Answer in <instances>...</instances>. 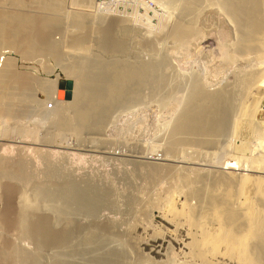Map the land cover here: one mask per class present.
Wrapping results in <instances>:
<instances>
[{
  "label": "rangeland",
  "instance_id": "rangeland-1",
  "mask_svg": "<svg viewBox=\"0 0 264 264\" xmlns=\"http://www.w3.org/2000/svg\"><path fill=\"white\" fill-rule=\"evenodd\" d=\"M61 1H63V0H61ZM76 1L77 0H75V2ZM129 1H131V3ZM134 1H136V0H92L91 3L89 2V4H92L94 2V5H95L94 8L95 9H92L93 5H91V7H90V5H88V2L84 1V0H81L80 2L78 0L77 4L79 3L82 5L76 4V5H74V7H72V5H73V3L75 4V2H73L72 0L71 1L70 0H64V3H63L64 7H63V11H62V17H63V24L64 25H65V23L67 25V22L69 21V20H66V19H68L67 17L70 18L72 16V14H74L73 12H75V11L80 12V13L85 11V12L92 14L90 17L92 19V21L90 23H93V24H90V26L92 25V27L91 28L89 27V23L85 24V25H87L85 29H87V30L89 28L91 29V30L89 29L88 31L92 32V28H93V33L92 34L89 33V35H91V36H89L90 42L87 41L86 43H84L87 47L85 45L81 44L80 46H78L79 49L78 48L74 49L70 46L71 45L70 41H69L70 36H71V34L74 33V31L76 32V30H77L75 28L76 25L73 28H72V25L71 26L67 25L70 27V29L68 27H66V25L65 26L62 25L59 28H55V30L52 33L54 40H56L57 42L59 41L60 44L62 42V45H64V46L61 45V48L63 47L62 51L64 53V58H63L62 62H64V60H66V61L68 60L67 62H64V63H68L70 61V58L72 61V57L74 56L71 53L72 50H73V53H76L78 56H81V55L82 56H88L90 52H91L90 54H92L93 52H94L93 54H96V53L98 54V52H99V54H102V51H103L102 55L106 54V51L108 50V48H107V50L105 48H103V45H101L100 42L95 43V41L97 42L98 39L101 37L99 34L102 35L101 31L97 30L98 27H101V25L99 26V24H98V20L102 19L103 20L102 24L105 23L106 25H108V22L110 21L109 22L110 26L109 27L107 26V28L105 29V30H107L108 34L106 32H103V35H106V36H104V37H106V40H107L106 43L110 42L112 40V37H113V35L110 31V30H112V29H110L111 25H113L111 23V20H112V22H114L116 19H121V20L123 19L124 24L126 23L129 27L132 24H134L133 22H135L136 17H137V20H136L137 22H135V25H137V23L140 22V20L143 21L142 25H141V23H139L138 25L141 27H144V30L146 32L144 30H142V28L137 30L138 34L132 32L133 33L132 36L134 35L135 37H132L133 43L131 42L133 45L135 42L133 40H135V39H136V41L139 40L138 42L141 41V43L138 44V46L141 44H142V46L138 47V46H134L135 45L134 44L133 48H135L134 49L135 51L139 52V54H137V55H138V57L141 56L140 59L145 60V61H154L155 60V62H157V64L159 65V72L167 73V74H163L164 76L169 75L168 78H166L168 80L165 82L166 84L161 85L154 90H152L151 89L152 87L149 86L148 84L142 86L140 88L142 96L139 98V100L135 101L137 103H135L133 101V99H130L129 101H124V99H122L123 100V101H121L122 104L119 105L116 109H114L112 111L111 116L108 118V120H110V121H108V120L106 121L105 124H107V125H105V127H107V128L106 129H105V127L103 128V129H105V131H103L102 129L101 130H92L90 128H86L88 130L85 129L83 131H80L81 133L76 132L77 133L76 134V133H74L73 130L70 131L69 128H65L63 130L61 129L60 131H57L60 133L56 134L53 125H51L52 124L51 120H48V118L43 117L44 108L42 107V105L46 106L47 104H45V103L42 104V103L37 102V101L41 102L45 98L49 97L48 93L43 91L42 88H40L38 86V82L40 85L43 83V81L54 79L59 71H63L62 67L60 65L61 62L60 63L55 62L58 65L54 63V65H51V67L53 66L54 68L53 67L50 68L49 67L50 65L48 64L49 63L48 58L45 57L46 55L42 56V54L41 55L37 54L38 56H36V54H34V58L35 57L36 58L33 59V57H32L33 55L28 56L29 58L33 59V60H30L29 58H27V56L24 57L23 54L21 55L22 52L19 51L18 49L4 47V49L1 50V52H0V62L1 63H2L3 59L5 60V58L7 56H9V58L11 59L12 64H13L12 66L15 70L20 71V73L24 72L25 75H27V73H28L29 74L28 77L30 76L33 78V79H30L32 84L30 82V85H29V87L31 86L33 89V90H31V87H30V92L32 94H30V92L28 91L25 93L24 97L30 96L32 98V96H33L34 99H32L31 102L33 101L35 104L33 102L31 103L30 101H28L31 99L30 97H29L30 99L29 98L27 99V97L25 99H22L24 97H23V95L18 93L19 92L18 88H15V89L13 88L12 90L10 89V91L12 92L11 94H14L15 97H14V95L11 96V94H10L8 96L9 99H8V97H7V100L5 98L6 102H8V103L11 102L10 106L12 105V102L14 100L13 105H15V110H17V111L20 110V104L22 105V103H20V102H22L21 100H23L24 107L27 106V108H28V105H29V107H31L32 111L31 110H29V112L26 111L24 114L19 113L20 111L17 113V111H16V112H14L13 117H12V115L9 114L11 117L6 118L8 116H5V118H3L4 120H0V124H3V125H0V131L2 133V135L0 134V136H1L0 137V144H1L0 147H2L0 149V151L2 152V153L0 152L1 153L0 156L2 157V162L6 163V164L9 163L8 164L9 166H11L10 165L11 163H14L13 165L16 168L12 165V169H13V171H16V172L18 171L17 173L13 172L14 178H13L12 174L10 175L9 173H8V175H6V174L4 175V179H3V175H1L2 178H0V182H1L0 183V225H1L0 231H2V233L0 234V251L4 250V252H5L9 247L8 245H12L11 243H13L15 245V246L13 245L14 248H16V249L19 248L18 251L22 252L20 254H26L27 253V255L34 256L35 254L38 253L40 260L38 259L39 257H36L37 255L34 256L38 259V260L36 259V264H37V262H38V264H57L60 259H61V262H64V260H66V259L70 260V262H71V260L74 259L71 262V264H75V261H76V264H80V263L81 264L82 263L87 264V263L92 262V260L94 261V260H97L98 258L105 257V255L106 256L109 255L114 250L113 249L114 247L116 249L118 248V249L123 250V253L125 255L124 256V264H129V263L135 264L137 261L141 262V261H139L141 259H139L138 256H141L140 258H142V259L144 258L143 259L144 263L142 262L140 264H145L146 261H147L146 264H150V263L151 264H153V263L154 264H156V263L157 264L158 263L159 264H161V263L172 264V262L174 264H175V262H176V264H179V263H182V264H203V261H205L207 259H208V261L206 263H208V264H212V263L213 264H234V263L237 264V263H239L238 262L239 257L237 256V254H231L227 250L226 242H222L221 243L222 245L218 244L214 248H212L213 246H211L212 243L203 244L204 243L203 239L206 237L205 235H207V236L210 235L209 232L211 234L214 233L216 235H219V234L224 233V232H222L223 230L224 231H226V230L223 227H221V224H222L221 218L217 217L213 212H211L212 210L210 211V207H208L209 210L206 208L204 210L207 211L206 213H210V214H208V217L210 215V217H212V218L209 217L208 219H204V218H207L206 217L207 214H205V211L201 207L202 201H201V199L198 200L199 197L197 198V196H193V198H192V196H191L188 198V197H185L184 194L187 196H190V195H188L192 190V189L190 190V188L194 189V188H196L194 186H197L198 188L199 187L201 188L204 186L203 182H200L202 184L199 185V181H197L198 182L197 183L196 180H197L199 174H203L204 172L205 173L209 172L210 171L209 169H211L212 167L214 169L212 168L211 171H214L217 168L215 165L216 161H217V165H220L221 163L223 164V163L230 162V161L242 162V159H244L243 163L246 165L247 164H251L252 166H258L259 165L258 166L259 169H258V167H255L251 171H248L252 178L251 177L249 178L250 182H249V180H248V182H246L247 184H249L247 187H245L247 185L246 183L244 184L243 182H241L242 178H239L242 175L241 171L235 170L232 168H227V167H225V168L223 167L222 169L224 171L226 170L227 172L233 171L234 173H236V174H234L236 179L237 178H238V180L240 179V181H238V180L235 181V183L238 181L237 182L238 188H237V185L232 184V183L231 184L235 188L231 187L232 186L231 184H230L231 186L228 185L229 189L233 188L232 189L233 193H231V191H227L229 189H228L227 185L224 183L220 184L222 186H219V185L215 186V184H214V185H212V186H214V188H211V189H209L211 187V184H208L207 186H208V189L210 191L214 192L216 190L215 194L222 196V197H224L225 194L230 192L229 193L230 194V198H229L230 200H228V202L230 201L229 205H231L232 208L234 206L233 209H236V210L240 209L239 210V214H240L239 219L242 221L244 220L245 224L247 223V225H245L244 222H242V221L240 222V220H239L240 224L242 223V226H240L238 228L239 229V230H237L238 233H239V231L241 233H243V232L246 233L247 238L249 237L248 238L249 242L251 239L256 238L255 240H253L254 244H256V245L258 244L256 242H262V243L264 242V227H263L264 225H262L264 223V218H263L264 217V211H262L263 213L261 212L262 208L264 210V198H263L264 197L263 196V194H264V189H263V187H264V185H263L264 184L263 183L264 173L258 171V170H260V162H262L261 165L264 166V161H263V159H264V155H263L264 154V150H263L264 147H263V145L264 144H262L263 148L260 147L261 146L260 144L264 143V140H263L264 139V135H263L264 134V84H262V83H264L263 82V80H264V74H263L264 68H262L264 66V61H263L264 60V58H263L264 53H262V51H264V47H263L264 46V43H263L264 42V34H261V38L260 37H259V39H258V37L256 38V42L258 41L257 43L255 42V39L253 41L254 44L256 43L258 45L257 49H256V45H255L254 46L255 49H254V47H252L253 49L250 47H248V48H250V49H248L246 47L247 49L242 48V49H244L243 50L244 52H242V49L237 46L238 45L237 43H239V41H240V39L238 37L241 34V32L243 31V30L241 31L242 28L240 26L236 27L237 24H235V22H233V18L231 17L230 13L229 12L227 13L228 10L225 9L223 6H221L220 0H215L214 3L216 5L213 3L212 4L213 6H211L210 4L214 0H210L211 1L210 3L208 0H207V2H204L206 0H202V2L199 5L200 7L198 6L199 12L197 11V14H199V15H197V14L195 15L196 17L197 16H199V17L195 18L196 20H195L194 24L197 22V19H198L199 22L196 23V25L197 24L198 25L201 24V25L198 27L196 26V27L198 29H199V27H202V29H204L203 31L199 29V31L201 33L204 32V33H202L203 35L201 36L202 38L203 37L204 38L201 39V38L194 37L193 40L196 42V44H197L196 45V44H194L195 42L192 39H191L192 41L190 40V38H192L193 35L192 36L190 35L191 36L190 37L189 34L188 35L186 34V36L184 34L183 38L181 39L182 43H180L181 42V41H179L180 39L177 40V41H179L178 43H180L178 45L176 39H170L172 37H166L165 38L164 35L166 33L165 30H167V28L169 26H172V24L183 21L184 19L188 20V17L185 18L186 15L183 16L182 12L181 11L179 12L180 9H178L179 8L178 6H179V2L181 0H165L166 1L165 5H163L164 3L163 4L161 3V2H164V0L163 1L159 0V3H158V0H143V2L141 0H137L135 2V4H134ZM263 1L264 0H262V2ZM81 2H84V3H81ZM86 2H87V6L89 8H86L87 7ZM181 2H183V0ZM203 2H204V4H203L204 6L202 5ZM138 3L140 5H138ZM144 3H146L145 6L150 7V8H148L149 10L147 9V7L144 6ZM83 4H85L84 7H80V6H83ZM133 4L135 6L131 7V5H133ZM205 4H206V6H205ZM159 5L164 6V7H162L164 9V11H163V9L160 8L161 6H159ZM209 5H210V8L212 7L211 9H213L214 7H216V8H214L212 11H209L208 10V9H210ZM75 6H76V8H75ZM165 6H167V7H165ZM217 7L218 8L222 7V8L218 9ZM263 7H264V3L262 5V9H264ZM30 8H31V11L29 10ZM80 8H82V9H80ZM27 9H28V11L32 12L34 8L32 6H30V7L28 6ZM70 9L73 10V12ZM96 9H99L100 12H97L98 10H96ZM153 9H155V11ZM199 9L204 11L205 14L203 15V12ZM206 9L208 10V12L206 11ZM215 9H217L218 12ZM68 10H69V13H68ZM92 10H94V11H92ZM95 10H96V12H95ZM102 10L104 11L103 13H102ZM36 11H37V8L34 11V13ZM119 11H121V12H119ZM133 11L134 12L136 11V12L134 13ZM262 11H264V10H262ZM65 12L67 13V15L68 14H71V15L67 16ZM95 13H98V14H95ZM201 13H202V15L200 16ZM209 13L211 14V16ZM108 14H110V15H108ZM114 14H116V15H114ZM121 14H123V15H121ZM141 14H143V15L147 14L146 16H148L149 19L152 18L151 21L148 19V17L145 16L146 17L145 18ZM159 14H160V16H159ZM161 14H163V16H161ZM118 15H120V16H118ZM174 15H176V17ZM205 15H207L208 17H206ZM97 16L101 17V18H98ZM121 16L122 17L124 16V17L122 18ZM166 16L169 18V20H167L168 18ZM209 16H210V18L212 17L211 20H210ZM93 17H94V20H93ZM134 17H135V19H134ZM139 17H141V18L144 17V18L143 19L140 18V20H139ZM178 17L182 18V20L181 19L178 20ZM200 17L204 21H202L200 19ZM114 18H115V20H114ZM165 18H167V19H165ZM170 18H171V20H170ZM174 18H175V21H174ZM145 19H148L149 21L145 20ZM160 19H161V21H160ZM205 20L206 21L208 20V22H206ZM146 21H148V22H146ZM167 21H169L170 24ZM227 21H228V23H226ZM144 22L146 24H144ZM149 22H151V23H149ZM202 22H203V24H202ZM68 23L72 24L71 22H68ZM158 23H159V26H158ZM164 23L166 25H164ZM167 23H168V25H167ZM224 23L226 25H224ZM105 24H104V27L102 26L103 28H105V26H106ZM150 24H153V25H150ZM155 24H156L157 28L155 27ZM202 25H204V26H202ZM61 27H62V29H61ZM131 27L134 28L133 25ZM153 27H154V29H153ZM158 27H159V29H158ZM225 27H227L229 29L226 31L227 28H225ZM234 27H235V29H234ZM66 28L69 29L68 32L65 31ZM74 28H75V30H74ZM103 28H101V29H103ZM108 28H109V30H108ZM219 28H221L222 30ZM161 29L165 33L162 32ZM215 29H217V30L219 29L220 31L218 32ZM95 30H97V31H95ZM139 30L143 31L145 33L143 34V32H140ZM151 30H153L152 31L153 35L157 34L158 37H157V35H155V36L151 35L152 34ZM159 30H160V34H159ZM70 31H71V33L69 34ZM155 31H156V33H155ZM221 31L224 34L223 36H222ZM139 32H140V34H139ZM226 32H230V33H226ZM66 33H67V36H65ZM145 34H147L148 37H146ZM204 34H205V36H204ZM225 34H226V36L228 34L229 35L226 37ZM136 35H138L140 37H141V35H145L144 36L145 38L142 36V38H143L142 39V38L136 37ZM243 35H244V31H243V34L240 35V37L241 36L243 37ZM150 36H151V38H150ZM184 36L186 39L184 38ZM258 36H260L259 33H258ZM92 37H93V40H91ZM162 37H164V38L161 39ZM223 37H225V38H223ZM109 38H111V39H109ZM149 38L151 40H153V38L156 40L159 39L157 42L158 45L153 48L156 51L153 49L150 50V48L147 49V46L144 44L145 41L150 40ZM187 38H189V41ZM237 39H239V40H237ZM61 40H63V41H61ZM143 40H144V42H142ZM160 40L161 41L163 40V41L159 42ZM260 41L261 42L263 41L262 42L263 44L260 43ZM183 42L185 44L187 43V45H185ZM99 43H100V45H99ZM159 44H160V46H159ZM97 45H99V46H97ZM161 45H162V47H161ZM195 45L197 47H195ZM99 47H102V49ZM144 47H145V49H143ZM158 47H160V48H158ZM224 47H225L226 51L230 50L232 52V54H233L232 63L231 62L227 63V61L225 63V59H224V57H222V54H225V52H226V51H224V49H222ZM260 47L263 50H261ZM81 48H82V50H81ZM94 48H95V50H94ZM140 48L143 50L141 51ZM237 48L241 49L240 50L241 52L239 50L235 51ZM84 49L86 51H84ZM98 49H100V51ZM157 49H160V50H158V52H157ZM76 51L79 52V54H81V55H79ZM108 51H107V54H108ZM230 51H228V52L231 54ZM259 51H261V53H262V55L260 56V58H262V59H260L258 57L261 54ZM84 52H86V53H84ZM233 52L235 53V55ZM68 54H70V55H68ZM76 54H75V56H76ZM152 54H155V55H152ZM106 55H104V56H106ZM20 56H23V58ZM68 56L69 57L71 56V57L69 58ZM156 56H159V58ZM166 56L168 59L166 58ZM235 56L236 57L238 56V57L236 58ZM45 58H47V59H45ZM234 58H236V59H234ZM45 60H47V61L45 62ZM14 65H16V66L14 67ZM46 68H47V70L49 68L50 69L47 71ZM256 69L257 70L259 69L262 73L260 71H257ZM28 71L31 73H29ZM250 71H251V73H252V71L253 72L257 71V72H254L255 74L252 73V75H251V73H249ZM246 73H247V75H246ZM32 74H34V75L31 76ZM246 76H247V80L251 79L250 80L251 82L245 81L246 79H244L245 82L243 83V78H245ZM197 80H201L200 82L204 83V86L206 85L205 87L208 88V90H210V91L211 90L214 91L216 88L220 89L221 87L222 88L226 87L229 91L231 90L230 91L231 92L230 105H232V106H230V107H232L234 109H230L231 111H233V113L231 114L230 113L231 111H230L228 114V117H227L226 125H228L229 127L225 126V128L223 130V132L225 131V133L223 134V132H222L220 134V137L217 136L220 139L217 140V138H216V140L219 141L220 143L219 142L217 143V141H215V143H214L215 145L211 143L213 146L210 145V143L209 144L205 143L208 146H206V145L203 146L204 143L189 142V141L184 142L183 146L182 145L179 146L180 147L179 152H177V153L179 154V156L182 155L179 159L183 158V156H184V158L189 163L185 164V163L177 162L176 167H175V165L173 167H172V165H171V167L167 166L170 169L169 168L166 169L167 168V167L165 168L166 165H164L163 168L159 167L160 171L155 176L153 175L155 178L151 180L150 177L153 178L152 174L149 177H147L148 175L146 174V172H147L146 170L149 169L148 166H150L151 162H157V161L159 163L170 162V161L164 160L162 158H164L167 155L166 154L167 151L164 149L167 147L166 145L168 144V141H169V137H170L169 135L171 134L172 125H174V123H175L174 120H176V117L178 114V112L176 110H178V111L182 110L183 104L182 105H180V104H181V102L184 103L185 101H183V99L186 100V98H187V97L185 98L184 95L188 96L187 94H189V93H187V92H189V90L192 88L191 85L194 84L193 81H197ZM19 83H21V82H18V84ZM188 84H189L188 87L190 89H188L186 87ZM182 85H183V87H186V88H183ZM33 87H35V89ZM228 87L231 89H229ZM169 88H171V90ZM181 88H183L184 90ZM167 89H169L170 91H168ZM186 89H188V90H186ZM153 91H156V92L153 93ZM233 92L235 94H233ZM28 93H29V95H28ZM10 96H11V98H10ZM20 97H21V99H20ZM57 98H58V96H57ZM71 98L72 97H70V99ZM10 99H11V101H10ZM59 99H64V98L59 97ZM50 101L51 100H49V102ZM30 103L32 105L34 104L33 107L31 106ZM37 103H38V105H37ZM26 104H28V105H26ZM179 106H180V109H179ZM35 107L37 108V110H34V109H36ZM12 108L14 109V107H12ZM32 108H34V109H32ZM39 108H40V111H38ZM53 108H49V109H53ZM249 109H250L251 113H249ZM252 109H253L254 113H252ZM15 114H18V115L15 116ZM175 114H176V117H174ZM246 115L248 117H246ZM241 116H243V117H241ZM5 119H6V121H5ZM228 120H230V121H228ZM231 120L233 121V123ZM251 121H254V122H251ZM1 126L3 127L2 129H1ZM14 127H20V129H24L25 131H29V132H33V133L37 134L36 136L42 135V137L41 136L37 137V138H39V140H37L36 137H35V140H31V142H34V143H31L30 141L24 143V142H20V136H21V134H20V135H18L17 138H14V139H18V140H13V141L12 140H6L5 141L6 144H3L4 141L1 140V138H5V137L7 138L9 136L16 137V134L13 131ZM227 128H229V129L226 131ZM9 129H11L12 131H10ZM259 130L261 132H259ZM48 131H51L53 136L55 135L54 137L51 136V138H53V139H50V140H53V141L48 142V143H46L47 141H45L43 143L42 142L43 135ZM255 133H259V134H257V136H256ZM58 134H59V136L62 134V139L63 140L65 139V140L63 141L61 139V136L59 137ZM260 135L263 137H260ZM255 138H257V143H256ZM30 139H31V137L28 138L27 140H30ZM40 139H41V142L43 144H41ZM258 140H260V141H258ZM16 141H17V143H16ZM37 142H40V143H37ZM258 142H259V147H258ZM57 143H59V144H57ZM23 144L29 146L30 148H28L27 146H23ZM37 144H39V145H37ZM200 144H202V145H200ZM7 145H8V147L9 146L10 147L9 148L4 147ZM32 145H34V146H32ZM250 145L253 147H251ZM254 146H255V148L256 147L257 148L255 149ZM33 147H35V149ZM6 148H8V150ZM259 148H260V150H259ZM53 149L55 150V152H53L54 151ZM56 149H60V150H56ZM182 149H184V150L182 151ZM6 151L7 152L9 151L11 153V155H8L9 152L5 153ZM255 151H256V153H255ZM48 152H50L51 154H49ZM184 152H186V153L184 154ZM177 153H174L175 156L173 154H171V156H174L172 158L179 157ZM181 153H183V154H181ZM164 154H166V155H164ZM142 155L144 157L147 156L148 158H144V157H142ZM168 155H167V157L171 158L170 154H168ZM5 156H8V158ZM12 156H13V158L11 159L10 157H12ZM255 156H257V157L260 156L261 159L259 157L256 158ZM202 157H203V159H202ZM205 157H207V158L205 159ZM254 157L257 160H259L260 162L256 161V159H254ZM3 158L5 159L4 161H3ZM21 158L24 159V160L22 159L23 163H24V161L26 163V164H24L25 168L23 167L24 169H22V170H24V171H22V175H23L22 179H21L22 182H21V180H19L20 179L19 178L20 177V170H18V169H20L19 162H20ZM155 158H157V159H155ZM191 158H192V160H190ZM197 158H198V162H197ZM9 159L12 162H9L10 161ZM185 159H183V160H185ZM193 159H195V160L193 161ZM200 159H202V162H204V163H202ZM211 160H214V161L216 160V161L214 163L213 161L211 162ZM219 160L220 161L222 160V162L219 163ZM223 160H224V162H223ZM252 160H255L257 163L252 161ZM206 162H207V164H206ZM179 163L183 164V166L185 165L191 169H189V171H187L188 168H186L185 166L183 167L182 165H181L182 166L181 168H178V165L180 166ZM252 163L253 164L255 163V164L253 165ZM187 164H189V165H187ZM17 165H19V166L17 167ZM190 165H193L194 167L190 166ZM192 167L194 170L197 167H199L197 169H200V168L202 169V167H204L205 169L203 168L202 171H201V169H200V171L196 169L195 171L197 173L200 172L199 174L194 172L196 175H198L196 177V175H193L194 173H190L192 170ZM14 169H16V170H14ZM25 169H26L27 173H25ZM51 169H53L54 171ZM176 169H177L176 174L178 173L177 177H176V174L174 172ZM182 169H184V170L181 171ZM167 170L168 171L171 170L169 172V174H167L168 173ZM178 170L183 172L184 176ZM194 170H192V172ZM203 170H204V172H203ZM256 170H257V172H256ZM166 171H167V173H166ZM23 172L27 175H25ZM184 172L187 173V175H185ZM201 172H203V173H201ZM188 173H190V174H188ZM237 173H239V174H237ZM14 174H16V175H14ZM148 174H150V173H148ZM172 174L175 178L172 176ZM179 174H181V175H179ZM158 175H159V177H156ZM7 176H9V177H7ZM26 176H27V178H25ZM179 176L181 179L178 178ZM182 176L185 178L186 177H188V178L185 179ZM257 176H259V177H257ZM261 176H262V178H260ZM15 177H18V178L16 179ZM66 178H68V179H66ZM193 178H195V179H193ZM253 178L256 182L253 180ZM258 178H260L262 180L259 181ZM27 179H28V181H26ZM62 179H66V181L62 180ZM68 180L69 181L72 180V182L77 183L83 187H87V185L90 186V184H91V186H96V187L98 186L97 188H99V190L103 189L102 190L104 193L103 201L101 203H99L100 205H97L96 208H93V210L92 209H86V208L83 209L81 207V205L79 206L78 203H76V202H71L70 203L71 206L69 205L70 208L68 206V207L63 209V207H61L58 203V198L60 196V189L58 188V183L60 185L61 183L67 182ZM190 180L193 182H191ZM251 180H252V182H251ZM18 181H20V182H18ZM58 181H61V182H58ZM176 181H178L179 184ZM182 181H184V182H182ZM186 181H189V182H186ZM258 181H259V183H257ZM25 182L27 183V185ZM185 182L187 184H189V185L191 184V185L189 186V185L185 184ZM239 182H241V184L243 183L242 184L243 187L241 186V184ZM253 182H255V185ZM194 183H195V185H194ZM260 183H262V184H260ZM12 184H16L17 186L16 185L12 186ZM32 184H34V186L36 185V187L32 186ZM53 184H55L56 186ZM256 184L257 185L259 184V185L257 186ZM9 185L11 186L12 189H10ZM20 185L22 187L23 192L26 195V196L24 195L25 204L28 201L27 199L29 198L27 205L28 206H30L31 204L33 205L31 207V209L29 208L30 210L28 211V214L26 216V219L28 220L29 223L32 222V220L33 221L36 220L35 222L31 223L32 229L36 226L38 228V226L42 225L44 233L46 230V233L48 232L47 233L48 236H51V238H52L53 237L52 234H56V232L58 231L57 229L60 230V229L64 228L63 230L65 231V233H64V231L60 232V233H62V234L67 233L68 234L71 231L70 236L68 237V238H70L71 241L69 239H66V241H69L66 243L64 241L65 239H62L63 235L61 236L59 231H58L57 237L55 236L54 238H56V240H58V239L60 240V238H61L62 242H65V245L63 246L64 243H58V244H56L55 247H53V246H50L53 244L47 245L46 243H43V242H42L43 243L42 244L41 241L37 240L36 238H35L36 240H34V237L36 236V234L35 235L31 234V233H33L31 231H29V232H31L30 235L32 237L28 234L29 232L28 233L27 232H25V233L20 232L22 227L25 228V226L27 224H29L26 221V219L24 218L26 223L24 222V220H21V222L22 221L23 222L21 223V225H19L20 220L17 218L18 217L17 211H18V208L20 207L19 206L20 205V199H19L20 198ZM38 185H40L39 187L45 186L44 188H46V190H44L43 187L42 188L37 187ZM49 185H51V187ZM192 185H194V186H192ZM252 185H254L255 188ZM52 186H55V187L52 188ZM103 186H104V188L106 187L105 190H106V192H109L108 194H106ZM186 186H187V188H186ZM249 186H251L253 188L249 189ZM256 186H257V188H256ZM7 187H9L8 191L6 190ZM56 187L58 188V191H57ZM217 187H218V189H217ZM222 187H224V188H222ZM239 187L240 188L242 187L241 188L242 191ZM15 188L17 191L15 190ZM26 188L27 189L32 188V189L27 190ZM33 188H34V190H33ZM37 188L40 189L41 194L43 193V195H45V193H46L47 196L51 197V198L50 199L46 198L47 197L46 195H45L46 197L43 196L44 198L43 197L40 198L39 196L41 194L38 193L39 189H37ZM247 188H248V190H247ZM9 190L11 193L9 192ZM36 190H38V191L36 192ZM52 190H53V192H52ZM184 190L187 192L189 191L188 194H186V192ZM180 191H182L184 194ZM221 191H223L224 193L222 192L220 195ZM15 192H17V194ZM18 192H19V194H18ZM26 192L28 193V196H27ZM49 192H50V194H48ZM236 192H238V193H236ZM245 192L248 194V196L246 195ZM14 193L17 196H15ZM234 193L239 195V196L235 195ZM254 193H258V194H254ZM182 194H183V197H182ZM232 194L236 196L235 198H237V200L240 197V199H241V200L239 199L240 203H239V201L237 202L236 199L234 200L236 202H233L234 197L232 196ZM242 194H244V196ZM260 194L262 197L260 196ZM240 195L243 196L244 198L243 197L241 198ZM251 195H252V197H251ZM14 196L17 197L18 199L15 198ZM33 196H35V197L33 198ZM231 196H232V198H231ZM36 197H38L40 199H38ZM54 197H56L55 198L56 200L52 199ZM253 197H254V200H253ZM45 198L47 199V201ZM131 198H132V200H131ZM169 198H170V200L168 201ZM174 198H175V203H173ZM186 198H188V199H186ZM250 198H252V200ZM43 199L46 202H44ZM105 199L107 201H105ZM231 199H232V202H231ZM248 199L251 201V203L249 202ZM11 200H14L13 203L16 202L14 207H12L13 203L10 205V202H12ZM37 200H39V204L41 202L45 203V205L42 203L40 204L41 205L40 208H43V207L44 208L41 210L40 209L38 210L39 214H38V212H36L39 207L35 206V205H38ZM184 200H186V202H187V200H189V202L186 204L189 205V203H190V206H188V205L184 206L185 205ZM190 200H191V202H190ZM31 201L32 202L35 201L36 203L35 202L32 203ZM168 202H172L173 204L172 203L170 204ZM252 202H257V203L261 202V203H263V205L259 203L260 205L258 204L259 205L258 206L257 203L255 204ZM8 203L10 206L8 205ZM49 203H50V206L46 205ZM57 203H58V205L55 206V204H57ZM178 203H180V204H178ZM198 203L199 204L201 203V204L199 205ZM234 203H238L239 205L234 204ZM244 203H246L247 205ZM73 204H75V206L78 205V206H76V207H78L77 208L78 210L75 208V206ZM169 204H170V206H169ZM194 204L196 206L199 205L200 207L197 206V209H196V206ZM248 204L251 206V207H248V208H251L250 209L251 212H250V210H248V208H246V210L244 209V211H243V207L245 208V205H246V207L249 206ZM253 204H255L257 207L255 205L253 207ZM182 205L184 206V208ZM191 205H192V209H193V207H195V209H196V210L194 209L195 211L189 210V209H191V208H189V207H191ZM58 206H60V207L58 208ZM241 206H243V207H241ZM33 207H34V210L36 208V210L34 212L36 214H32V212L34 211L32 209ZM45 207L46 208L48 207V208L45 210ZM79 207H80V209H79ZM180 207H181V209H180ZM185 207H188V208H185ZM15 208H17V209H15ZM199 208H201V210H203V213H202V211L197 212V210H200ZM260 208H261V210H259ZM11 209H13V211H15V210H17V211L13 213V211ZM66 209L67 210L70 209V211L68 213L69 216L71 215L70 217L74 216V214H75V217L70 218L67 214ZM175 209L178 211V213ZM79 210H80V212H78ZM96 210H98V211H96ZM174 210L176 211L177 214L176 213L174 214V212H175ZM46 211H48V212L53 211V213L51 212L52 214L50 213V215H52L53 217L55 216L56 218H59V219H56V218H53L52 216H49V213ZM55 211H58L56 213L59 214V216L55 213ZM74 211L78 212L79 214H77ZM86 211L87 212L90 211L91 213L88 212V214H87ZM186 211H188V212H186ZM253 211L255 213H253ZM259 211L262 213V216H261L262 219H260L259 215H261V214H259ZM72 212H74V213H72ZM92 212H94V213H92ZM189 212L191 213V215ZM192 212H195L196 214L197 213L199 214V212H201V214L197 217V216H194L195 213L193 214ZM15 213H16V215H14ZM244 213H246V214H244ZM42 214H44V215H42ZM45 214H46V216H49V218L48 217L45 218ZM53 214H55V215H53ZM62 214H64V215L62 216ZM202 214H205L204 217ZM213 214L216 217H214ZM254 214L255 215L258 214V216H255ZM32 215L34 217L33 219L31 218ZM34 215L35 216L39 215L40 217L38 216L39 217L38 218L37 216L35 217ZM60 216H62V217L60 218ZM77 216H79V217H77ZM192 216H194V217L192 220H190V218ZM250 216L253 217V218L251 217L252 222L254 221L253 224H252L251 220H249ZM10 217L11 218L15 217V219H13V221H12V219ZM51 217H52V219H51ZM63 217H65V219ZM68 217H69V219H68ZM76 217L79 220H74V219H76ZM195 217L197 218L196 221L194 219ZM245 217L247 218L246 220H245ZM255 217H258L259 219L255 218ZM40 219L44 220L43 222H45L44 223L45 225L43 224V222L42 223L40 222L41 224L39 223ZM47 219L49 221L51 220L53 222H56V224L55 223L53 225L50 224V227H49L48 226L49 221ZM54 219L56 221H54ZM72 219L75 222L80 221V222H78L79 223L78 225H81V228L85 227L86 229H88V231L86 229L82 230L81 228H79L80 226H78L77 223H75L74 221L72 224V221H71ZM210 219L212 221H210ZM213 219L216 220L215 221L216 223L215 222L212 223ZM8 220H9V222H8ZM16 220H18V221L16 222ZM2 221L5 224H8V226L11 223L10 224L11 226H9V227H12L13 225H14V227L8 229L9 227L6 226L5 224H3ZM46 221L48 223H46ZM192 221L194 222V224L192 223ZM204 221L206 224L204 223ZM15 222L17 224L16 225L17 230L15 227ZM59 222H60V227L63 226V228L62 227L59 228V225H57V223L59 224ZM61 222H62V225H61ZM69 222H70V224H69ZM98 222H100V223H98ZM196 222H197V224H201V226L195 225ZM207 222H208L209 226L207 225ZM219 222L221 224H219ZM34 223L36 225H32ZM90 223L92 225H93V223H96V224L98 223L99 226L97 224V228H96V224H94V226H92ZM101 223H104V225ZM203 223L205 226L207 225V228L204 227L205 228L204 229L202 227ZM86 224H87V226H85ZM88 224H89V226L90 225L91 226L88 227ZM100 224H101V228L103 227V229L100 228ZM115 224H117L118 226ZM260 224L262 226V228L260 226L261 229L259 228ZM4 225H5V228L7 230L6 229L4 230V228H3ZM74 225L75 226L77 225V228L75 227L76 230L78 231L77 233L75 232L76 230L72 232V230L75 229L73 227ZM112 225H114L115 227L117 226L118 228L112 227ZM243 225L246 227H248V225H250V226L247 229L246 227L244 228ZM51 226L52 227L55 226V227H53V229H52ZM64 226L66 227V229L68 228L67 232H66ZM109 226H111V227L109 228ZM253 226H254V228H252ZM56 227H57V229H56ZM70 227H72V229H70ZM92 227H94V228H92ZM119 227L121 229H119ZM209 227H210V229H209ZM229 227H230V225L228 226V228ZM241 227H243V228H241ZM89 228L93 229V231L95 229L96 230H95V232L92 231V233H91ZM98 228H99V231H98ZM113 228L115 229V231L112 230ZM230 228H231L230 230L233 229L232 226ZM257 228H259L258 229L259 231L256 230ZM78 229H80V230H78ZM108 229L109 230L111 229V231H109ZM202 229H204L205 231ZM214 229H216V230L214 231ZM218 229H219V231H218ZM249 229H251L252 231ZM53 230H55L54 231L55 233H53ZM100 230H102V231H100ZM118 230H119V233H118ZM220 230H222V231H220ZM247 230H249V231H247ZM255 230L257 232H255V235H253L252 232ZM40 231H42V230H40ZM96 231H97V233H96ZM107 231L110 232L111 236L113 235L114 232L118 233V235L116 236V233H114L115 235H113V237L110 238V236L108 237L109 232H107ZM201 231L203 233L204 232L205 233L202 234ZM216 231L218 232V234ZM85 232H87V233L89 232V233L85 234ZM98 232L100 233V235H98L99 234ZM102 232L105 233L104 236L107 235V236H105V239H103V235H101V234H103ZM106 232H107V234H106ZM111 232H112V234H111ZM219 232H222V233H219ZM229 232H231V231H229ZM94 233L97 235H94ZM258 233H261L262 235L258 234ZM24 234H25V236H24ZM90 234H92V235L89 236ZM201 234H202V236H201ZM248 234H251L253 237L254 236L255 237L253 238L251 235H250L251 236L250 237ZM256 234H257V237H256ZM258 235L259 236L261 235L260 238H258L259 237ZM58 236H61V237L59 238ZM97 236L98 237L100 236V238H98ZM71 237H74V238L71 239ZM106 237H108V240ZM202 237H204V238H202ZM192 239H194V240H192ZM201 239H202V243H201ZM197 240H198V242H197ZM37 241L38 242L40 241V242L38 243ZM103 241H105V242H103ZM71 242H72V244H70V246H69V243H71ZM88 242H89V244H87ZM7 243H8V245H7ZM121 243H123V244H121ZM223 243H225V246L223 245ZM262 243L258 244L257 245L258 247L256 245L253 246V243H252L251 248L253 247L252 250H253L254 254L256 253L257 256L261 255V251H260L261 249L260 248L261 247L264 248V245H262ZM119 244H120V246L121 245L122 246L119 247L118 246ZM194 244L195 245L197 244V245L195 246ZM198 244H201V245H198ZM207 244L208 245L210 244L211 247L210 246L208 247ZM205 245H207V246L205 247ZM57 246L59 248L56 249ZM71 246H73V247L71 248ZM255 246L259 250H256L257 248H255ZM5 247L7 249H3ZM62 247H64V249ZM66 247H68L69 249L71 248V250H73L75 252H73V251H72L73 253L71 251L68 252L69 249ZM61 248L64 251L60 252ZM191 248L192 249L194 248V251L191 250ZM202 249H205V251H203ZM207 249H210L211 253H209V251L207 253ZM215 249H216V251L219 250L218 252H220L219 253L220 255L223 252L222 256L226 253L225 258H224V256L223 257L220 256L218 254V252L216 253ZM225 250H226V252H225ZM125 251L127 252V254ZM200 251L206 253L205 254L206 258L204 257L205 255H203L204 253L202 254L203 256L201 255ZM259 251H260V253H258ZM107 252H108V254H107ZM196 252H200V254L196 253ZM1 253H0V255H1L0 257L3 259L4 257H2ZM29 253H31V254H29ZM215 253L217 255L216 256L217 259L215 257L213 258V256H215ZM64 254H66L67 256ZM102 254L104 256H102ZM230 254H231L230 258L232 257L233 259L227 258V255L229 256ZM62 255H63V257H62ZM199 255L201 257H204L205 260L201 259V257ZM57 256H58V258H57ZM59 256H61V257H59ZM235 256H236V259L238 261L234 258ZM1 258H0V264H1V261L3 262L2 264H15V263L22 264L21 262L23 261L21 257H20V259L22 261L16 260V262H14L15 260L11 259V258H7V259L4 258V260H1ZM89 260H90V262H87ZM231 260H233V262ZM126 261H129V262L125 263ZM134 261H136V262L132 263ZM201 261H202V263H201ZM138 262L136 264H139ZM148 262H150V263H148ZM23 263L26 264L25 262H23ZM206 263H204V264H206Z\"/></svg>",
  "mask_w": 264,
  "mask_h": 264
},
{
  "label": "bare ground",
  "instance_id": "bare-ground-1",
  "mask_svg": "<svg viewBox=\"0 0 264 264\" xmlns=\"http://www.w3.org/2000/svg\"><path fill=\"white\" fill-rule=\"evenodd\" d=\"M71 1V0H70ZM73 2H75V0H72ZM78 1V0H77ZM77 1L75 2V4L73 3V5H72V7H74V5H76L77 4ZM81 0H79V2H80ZM84 1H87L88 2V5H90V7H91V5H93V8L92 9H95L94 7H95V5H94V2L92 3V4H89V2L91 3L92 2V0H84ZM137 1V0H136ZM136 1H134V4H135V2ZM142 2H143V0H141ZM163 1V0H162ZM182 1V0H181ZM180 1V2H181ZM209 1V3L211 2L210 0H208ZM221 1V6H223L225 9H227L228 11H227V13L229 12L230 13V15H231V17L233 18V22H235V24H237L236 25V27H238V26H240L242 29H241V31L243 30L244 31V35H243V37L241 36L240 37V35H242L243 34V31L241 32V34L239 35V39H240V41H239V43H237L238 45V47H240L241 49L242 48H248V47H250V48H252V47H254L255 45H256V49H257V47H258V45L256 44L257 42H256V38L258 37V39H259V37L261 38V34H264V11H262V10H264V9H262V5H263V3H264V1L262 2V0H220ZM219 1V2H220ZM87 2H86V6H87ZM125 2V1H124ZM130 3H131V1H129ZM128 2V3H129ZM155 2V1H154ZM161 2V1H160ZM179 2V8L178 9H180L179 10V12L181 11L182 12V14H183V16L184 15H186L185 16V18L186 17H188V20H186V19H184L183 21H180V22H177V23H175V24H172V26H169L168 28H167V30H165L166 31V33L162 30V32H164L165 33V38L166 37H172V38H170V39H176V41L177 40H179V41H181L180 43H182V38H183V35L185 34V36H186V34L188 35L189 34V36L191 35H193V37L192 38H190V40L192 39L193 40V38L194 37H197V38H201V39H203L201 36L203 35L202 33H204V32H200L199 31V29L200 30H204V29H202V27H199V29L197 28L198 26H200L201 24H197L196 25V23H198L199 22V20L197 19V22L194 24V22H195V18H197V17H199V16H195L196 14H197V11H198V6L200 5V3L202 2V0H183V2H181L180 3ZM204 2H207V0L206 1H204ZM204 2L202 3V5L204 4ZM215 2V0L210 4L211 6H213L212 4ZM63 3H64V0L63 1H61V0H0V52H1V50L2 49H4V47H7V48H13V49H18L19 51H21L22 53H21V55L23 54L24 55V57L25 56H27V58H29L28 56H32L33 57V59H35L34 58V54H36V56H38L37 54H39V55H41L42 54V56L44 55H46L45 57H47L48 58V61H49V67L50 68H52L51 67V65H54V63L55 62H57V63H60L61 62V67H62V70L63 71H59L58 73H57V75H56V77L54 78V79H52V80H47V81H43V83L42 84H40L39 85V82H38V86L40 87V88H42V90L43 91H45L46 93H48V98H45L43 101H41V102H39V101H37L38 103H45V104H47L48 102H49V100H51V101H53L55 104H54V108L53 109H49V108H47L45 105V107L42 105V107L44 108V113H43V117H45V118H48V120H51V125H53V127H54V130H55V132H56V134L57 133H60V132H57V131H60L61 129L63 130V129H65V128H69L70 129V131L71 130H73L74 131V133H78V132H80V131H83V130H85L86 128H90V129H92V130H103V131H105V129L107 128V127H105V125H107V124H105L106 123V121L108 120V118L111 116V114H112V111L114 110V109H116L119 105H121L122 103H121V101H123L122 99H124V101H129L130 99H133V101L135 102V101H137V100H139V98L142 96V93H141V87L142 86H144V85H149V86H151L152 88V90H154V89H156L157 87H159V86H161V85H164V84H166L165 82L168 80V79H166V78H168V76L169 75H167V76H164L163 74H167V73H161V72H159V65L157 64V62H155V60L154 61H145V60H142V59H140L141 58V56L140 57H138V55L137 54H139V52L138 51H135L134 49L135 48H133L134 46H138V44H140L141 43V41L140 42H138L139 40V38H142V36L144 37L145 35H146V37H148V35L147 34H145V35H141V37L140 36H138V35H136V37H139L137 40L138 41H136V39L135 40H133V41H135L134 42V46L132 45V37H135L134 35L132 36V32H134V33H136V34H138L137 32V30L138 29H141L142 28V30H144V27H141V26H139L138 24L139 23H141V25H142V20H140V18L142 17V16H146L147 14H141L142 16L141 17H139V20H140V22H138L137 23V25H135V22H137L136 20H137V17H136V19H135V17H134V19H135V22H133L134 24H132L133 26H134V28H132L131 26V28L125 23L124 24V22H123V19L121 20V19H116L115 20V18H114V22H112V20H111V23L113 24V25H111V28L110 29H112V30H110L111 31V33H112V35H113V37H112V40L110 41V42H108V43H106L107 42V40H106V37H104V36H106V35H103V32H106L107 33V30H105L106 28H107V26L109 27L110 25H109V22H108V25H106L105 23V28H103L104 27V24H102L103 23V20L102 19H100V20H98V24H99V26L101 25V27H98L97 28V30H99V31H101V33H102V35L101 34H99L101 37L99 38L98 36V41L96 42L95 41V43H98V42H100L101 43V45H103V48H105L106 50H107V48H108V54H107V51H106V54H104V55H106V56H104V55H102L103 54V51H102V54H99V52H98V54L96 53V54H90L89 53V55L88 56H82L81 54H79V52H77L79 55H81V56H78L76 53H73V50H72V54L74 55L73 57H72V61H71V56L69 57L70 58V61L68 62V63H64V62H67L66 60H64V62H62V60H63V58H64V53H63V51H62V48H61V45H62V42H61V44L59 43V41L57 42L56 40H54V38H53V36H52V33H53V31L55 30V28H59L60 26H62V25H64L63 24V17H62V11H63V7H64V5H63ZM81 3H84V2H81ZM140 3V2H139ZM138 3V5H140ZM158 3H159V0H158ZM157 3V4H158ZM163 5H165L166 4V1L164 0V2H161ZM160 3V4H161ZM178 3V2H177ZM79 4V3H78ZM77 4V5H78ZM131 5V7L133 6H135V5ZM148 4V3H147ZM161 4V5H162ZM215 4V3H214ZM67 5V4H66ZM79 5H82V4H79ZM84 5L85 4H83V6H80V7H84ZM128 5V4H127ZM126 5V6H127ZM142 5V4H141ZM146 5V3H144V6ZM161 5H159V6H161ZM210 5H209V8H210ZM216 5V4H215ZM30 7V6H32L34 9H33V11L32 12H30L31 11V8L29 9L30 11H28V9H27V7ZM150 6V5H149ZM204 6V5H203ZM205 6H206V4H205ZM219 6V5H218ZM139 7V6H138ZM145 7H147V6H145ZM144 7V8H145ZM162 7H164V6H161L160 8L161 9H163ZM165 7H167V6H165ZM200 7V6H199ZM202 7V6H201ZM220 7V6H219ZM36 8H37V11L34 13V11L36 10ZM75 8H76V6H75ZM79 8V7H78ZM86 8H89L88 6L86 7ZM127 8V7H126ZM148 8H150V7H147V9ZM177 8V7H176ZM212 8V7H211ZM210 8V9H211ZM214 8H216V7H214ZM213 8V9H214ZM218 8V7H217ZM222 8V7H221ZM221 8H218V9H221ZM264 8V7H263ZM66 9V8H65ZM64 9V10H65ZM80 9H82V8H80ZM134 9V8H133ZM167 9V8H166ZM203 9V8H202ZM208 9L209 11H212L213 9ZM71 10V9H70ZM77 10V9H76ZM84 10V9H83ZM82 10V11H83ZM96 10H98L97 12H100V10L99 9H96ZM96 10H95V12H96ZM116 10V9H115ZM124 10V9H123ZM136 10V9H135ZM146 10V9H145ZM149 10V9H148ZM154 11H155V9H153ZM199 10H201V9H199ZM205 10V9H204ZM208 10L206 9V11L208 12ZM215 10H217V9H215ZM224 10V9H223ZM72 12H73V10H71ZM80 11V10H79ZM92 11H94V10H92ZM91 11V12H92ZM163 11H164V9H163ZM202 11V10H201ZM220 11V10H219ZM67 12V11H66ZM65 12V13H66ZM84 12V13H83ZM82 13H80V12H73L74 14H72V16L69 18V17H67L68 19H66V20H69L68 22H71L72 24H69L68 22H67V25H72V28L75 26V28L78 30H76V32L74 31L75 30V28H74V33L73 34H71V36H70V46L72 47V48H74V49H76V48H78V46H80L81 44H83V45H85L84 43H86L87 41H89V39H90V37L89 36H91V35H89V33H93V28H92V32L91 31H88L91 27H92V25L90 26V24H93V23H90L91 21H92V19L90 18L91 17V15L92 14H90V13H88V12H85V11H83ZM104 11L102 10V13H103ZM113 12V11H112ZM119 12H121V11H119ZM124 12V11H123ZM134 12V11H133ZM136 12V11H135ZM134 12V13H135ZM158 12V11H157ZM168 12V11H167ZM199 12V11H198ZM203 12V15L205 14L204 13V11H202ZM206 12V13H207ZM216 12V11H215ZM217 12H218V10H217ZM64 13V12H63ZM68 13H69V10H68ZM71 13V12H70ZM93 13V12H92ZM107 13V12H106ZM116 13V12H115ZM118 13V12H117ZM138 13V12H137ZM211 13V12H210ZM209 13V14H210ZM95 14H98V13H95ZM105 14V13H104ZM111 14V13H110ZM110 14H108V15H110ZM113 14V13H112ZM119 14V13H118ZM126 14V13H125ZM180 14V13H179ZM214 14V13H213ZM66 15H67V13H66ZM65 15V16H66ZM69 16L71 15V14H68ZM67 15V16H68ZM102 15V14H101ZM107 15V14H106ZM114 15H116V14H114ZM121 15H123V14H121ZM130 15V14H129ZM135 15V14H134ZM156 15V14H155ZM167 15V14H166ZM197 15H199V14H197ZM202 15V13L200 14V16ZM215 15V14H214ZM228 15V14H227ZM64 16V15H63ZM118 16H120V15H118ZM159 16H160V14H159ZM161 16H163V14H161ZM172 16V15H171ZM175 17H176V15H174ZM206 17H208L207 15H205ZM210 16H211V14H210ZM210 16H209V18H210ZM213 16V15H212ZM95 17V16H94ZM94 17H93V20H94ZM98 17V16H97ZM96 17V18H97ZM103 17V16H102ZM109 17V16H108ZM114 17V16H113ZM122 17V16H121ZM120 17V18H121ZM124 17V16H123ZM122 17V18H123ZM143 17V18H144ZM146 17H148V16H146ZM145 17V18H146ZM153 17V16H152ZM157 17V16H156ZM167 17V16H166ZM170 17V16H169ZM192 17V18H191ZM205 17V18H206ZM98 18H101V17H98ZM97 18V19H98ZM143 18H141V19H143ZM154 18V17H153ZM160 18V17H159ZM168 18V17H167ZM167 18H165V19H167ZM203 18V17H202ZM204 18V19H205ZM212 18V17H211ZM211 18H210V20H211ZM148 19H149V17H148ZM148 19H145V20H148ZM152 19V18H151ZM151 19H149L150 21H151ZM179 19H181L182 20V18H179L178 17V20ZM200 19H201V17H200ZM208 19V18H207ZM148 20V21H149ZM167 20H169V18L167 19ZM170 20H171V18H170ZM177 20V21H178ZM202 21H204L203 19H201ZM65 21V20H64ZM97 21V20H96ZM148 21H146V22H148ZM160 21H161V19H160ZM159 21V22H160ZM174 21H175V18H174ZM173 21V22H174ZM206 21V20H205ZM106 22V21H105ZM164 22V21H163ZM162 22V23H163ZM168 23H169V21H167ZM172 22V23H173ZM193 22V23H192ZM201 22V21H200ZM206 22H208V20L206 21ZM65 23V22H64ZM89 23V29L87 30V29H85L86 28V26L87 25H85V24H88ZM95 23V22H94ZM110 23V24H111ZM149 23H151V22H149ZM168 23H167V25H168ZM226 23H228V21L226 22ZM97 24V23H96ZM144 24H146L145 22H144ZM170 24V23H169ZM202 24H203V22H202ZM208 24V23H207ZM239 24V25H238ZM65 25H66V23H65ZM64 25V26H65ZM66 25V27H68L69 29H70V27L69 26H67ZM150 25H153V24H150ZM164 25H166L165 23H164ZM206 25V24H205ZM222 25V24H221ZM224 25H226L225 23H224ZM223 25V26H224ZM229 25V24H228ZM96 26V25H95ZM103 26V27H102ZM145 26V25H144ZM148 26V25H147ZM158 26H159V23H158ZM197 26V27H196ZM202 26H204V25H202ZM222 26V27H223ZM152 27V26H151ZM155 27H156V24H155ZM164 27V26H163ZM221 27V28H222ZM228 27V26H227ZM227 27H225V28H227ZM232 27V26H231ZM68 28H66V30L65 31H67L68 32ZM101 28H103V29H101ZM146 28V27H145ZM148 28V27H147ZM157 28V27H156ZM155 28V29H156ZM221 28H219V29H221ZM233 28V27H232ZM61 29H62V27H61ZM153 29H154V27H153ZM158 29H159V27H158ZM164 29V28H163ZM217 30V29H215L216 31H220V30ZM223 29V28H222ZM221 29V30H222ZM229 28H227L226 29V31L228 30ZM234 29H235V27H234ZM87 30V31H86ZM91 30V29H90ZM97 30H95V31H97ZM108 30H109V28H108ZM140 31V30H139ZM145 31V30H144ZM153 30H151V32H152ZM240 31V30H239ZM140 32H143V31H140ZM140 32H139V34H140ZM146 32V31H145ZM145 32H143V34L145 33ZM158 32V31H157ZM222 32V31H221ZM71 33V31L69 32V34ZM96 33V32H95ZM148 33V32H147ZM155 33H156V31H155ZM226 33H230V32H226ZM232 33V32H231ZM258 33L260 34V36H258ZM97 34V33H96ZM108 34V33H107ZM142 34V33H141ZM151 34V33H150ZM149 34V35H150ZM159 34H160V30H159ZM221 34V33H220ZM151 35H153V32H152V34ZM155 35H157V34H155ZM155 35H153V36H155ZM224 34H223V32H222V36H223ZM229 35V34H228ZM227 35V36H228ZM257 35V36H256ZM65 36H67V33H66V35ZM93 36V35H92ZM185 36H184V38H185ZM190 36V37H191ZM204 36H205V34H204ZM225 36H226V34H225ZM226 36V37H227ZM238 36V35H237ZM256 36V37H255ZM94 37V36H93ZM93 37L91 38V40H93ZM157 37H158V35H157ZM66 38V37H65ZM96 38V37H95ZM145 38V37H144ZM150 38H151V36H150ZM149 38V39H150ZM156 38V37H155ZM164 37H162L161 39H163ZM196 38V39H197ZM223 38H225V37H223ZM109 39H111V38H109ZM143 39V38H142ZM186 39V38H185ZM188 39V41H189V38H187ZM195 39V40H196ZM239 39H237V40H239ZM254 39H255V44L253 43V41H254ZM257 39V40H258ZM97 40V39H96ZM145 40V39H144ZM144 40L142 41V42H144ZM159 40V39H158ZM158 40H156V39H154L153 38V40H149V41H145V45L147 46V49L148 48H150V50L151 49H153L155 46H157L158 44H157V42H158ZM191 40V41H192ZM198 40V39H197ZM196 40V41H197ZM263 40V39H262ZM61 41H63V40H61ZM65 41V40H64ZM109 41V40H108ZM163 41V40H162ZM161 40L159 41V42H162ZM175 41V40H174ZM179 41H177V43L179 42ZM184 41V40H183ZM187 41V40H186ZM194 41V40H193ZM90 42V41H89ZM132 42V43H131ZM195 42V41H194ZM263 42V41H262ZM261 41H260V43H262ZM100 43H99V45H100ZM164 43V42H163ZM180 43H178V45L180 44ZM184 43V42H183ZM264 43V42H263ZM262 43V44H263ZM64 44V43H63ZM162 44V43H161ZM185 44V43H184ZM183 44V45H184ZM192 44V43H191ZM194 44H196V42L194 43ZM69 45V44H68ZM99 45H97V46H99ZM185 45H187V43L185 44ZM193 45V44H192ZM197 45V44H196ZM195 45V47H197ZM62 46H64V45H62ZM86 46V45H85ZM140 47L142 46V44L141 45H139ZM138 46V47H139ZM145 46V47H146ZM159 46H160V44H159ZM261 46V45H260ZM87 47V46H86ZM145 47L143 48V49H145ZM161 47H162V45H161ZM262 47V46H261ZM260 47V48H261ZM264 47V46H263ZM99 48H101L102 49V47H99ZM157 48V47H156ZM158 48H160V47H158ZM246 48V49H247ZM250 48H248V49H250ZM79 49V48H78ZM86 49V48H85ZM84 49V51H86ZM141 49V48H140ZM143 49H141V51L143 50ZM162 49V48H161ZM199 49V48H198ZM222 49H224V51H226L225 50V47L224 48H222ZM227 49V48H226ZM241 49H239V48H237L235 51H237V50H241ZM253 49V48H252ZM254 49H255V47H254ZM81 50H82V48H81ZM94 50H95V48H94ZM93 50V51H94ZM99 51H100V49H98ZM137 50V49H136ZM153 50H155V49H153ZM158 50H160V49H157V52H158ZM244 49H242V52H244L243 51ZM261 50H263L262 48H261ZM71 51V50H70ZM80 51V50H79ZM140 51V50H139ZM156 51V50H155ZM154 51V52H155ZM223 51V52H224ZM228 51H230V50H228ZM228 51H226L225 52V54H222V57H224V59H225V63H226V61H227V63H229V62H231L232 63V61H233V54H232V52H231V54L228 52ZM17 52V51H16ZM75 52V51H74ZM228 52V53H227ZM241 52V51H240ZM260 53H261V51H259ZM84 53H86V52H84ZM105 53V52H104ZM234 53V52H233ZM262 53H264V51H262ZM262 53L258 56L259 58H260V56L262 55ZM67 54V53H66ZM75 54H76V56H75ZM68 55H70V54H68ZM152 55H155V54H152ZM159 55V54H158ZM224 55V56H223ZM234 55H235V53H234ZM264 55V54H263ZM160 56V55H159ZM159 56H156V57H158L159 58ZM20 57H22L23 58V56H20ZM67 57V58H68ZM154 57V56H153ZM236 57V56H235ZM238 57V56H237ZM236 57V58H237ZM263 57V56H262ZM47 58H45V59H47ZM68 58V59H69ZM166 58H167V56H166ZM236 58H234V59H236ZM264 58V57H263ZM30 60H33L32 58H29ZM38 59V58H37ZM36 59V60H37ZM40 59V58H39ZM168 59V58H167ZM222 59V58H221ZM260 59H262V58H260ZM26 60V59H25ZM223 60V59H222ZM23 61V60H22ZM47 60H45V62H46ZM224 61V60H223ZM235 61V60H234ZM264 61V60H263ZM17 63V62H16ZM57 63H55V64H57ZM15 64V63H14ZM45 64V63H44ZM13 64H12V61H11V59L9 58V56H7L6 58H5V60L3 59L2 60V63L0 62V120H4L3 118H5V116H8V117H6V118H9V117H11L10 115H12V117H13V114H14V112H16L17 110H15V105H13V102H14V100H13V102H12V107H14V109L10 106V103H8V102H6V100H7V97L12 93L11 91H10V89L12 90L13 88L15 89V88H18V90H19V94H21V95H23V97H24V95H25V93L26 92H30V87H29V85H30V79H33L32 77H28V73H27V75H25L24 74V72L22 73H20V71H17V70H15L14 68H13V66H12ZM58 65V64H57ZM56 65V66H57ZM16 65H14V67H15ZM20 67V66H19ZM24 67V66H23ZM48 68V67H47ZM47 68H46V70H47ZM49 68V69H50ZM54 68V67H53ZM60 68V67H59ZM220 68V67H219ZM262 68H264V66L262 67ZM17 69V68H16ZM48 69V70H49ZM43 70V69H42ZM47 70V71H48ZM54 70V69H53ZM253 70V69H252ZM257 70V69H256ZM52 71V70H51ZM217 71V70H216ZM257 71H260L259 69L257 70ZM257 71H254V72H257ZM27 72V71H26ZM29 72V71H28ZM253 71H252V73H254ZM261 72V71H260ZM29 73H31V72H29ZM46 73V72H45ZM49 73V72H48ZM249 73H251V71L249 72ZM252 73H251V75H252ZM262 73V72H261ZM255 74V73H254ZM253 74V75H254ZM264 74V73H263ZM34 74H32L31 76H33ZM246 75H247V73H246ZM35 77V76H34ZM193 77V76H192ZM41 78V77H40ZM61 78H66V79H71L72 81H73V89H72V98L71 99H59V98H57V90H58V82H59V80L61 79ZM197 78V77H196ZM249 78V77H248ZM252 78V77H251ZM43 79V78H42ZM244 79H246L245 81H250V80H247V76L245 77V78H243V83L245 82L244 81ZM46 80V79H45ZM201 80H197V81H193L194 82V84H192L191 86H192V88L190 89L188 86H189V84L186 86L188 89H190L189 90V92H187V93H189V94H187L188 96H185L184 95V97L186 98V100H184L183 99V101H185L184 103L183 102H181V104L180 105H182L183 106V108H182V110L180 111H178V110H176L177 112H178V114H177V117H176V114H175V116L174 117H176V120H174V125H172V130H171V134L169 135L170 137H169V141H168V144L166 145L167 147L164 149V150H166L167 151V155L168 154H170V156H171V154H173L174 155V153H177V152H179V146L180 145H184L183 143L184 142H186V141H189V142H198V143H204V145L203 146H208L207 144H209L210 143V145H212V144H214L215 143V141H217L218 139H220V138H218L217 136H219L220 137V134L223 132V130H224V128H225V126L227 127L228 125H226V123H227V117H228V114H229V112L231 111L230 109H234V108H232V107H230V106H232V105H230V102H231V90L229 91L226 87L225 88H216L214 91H210V90H208V88H206L205 86H204V83H202V82H200ZM18 82H21V83H19L18 84ZM192 82V81H191ZM190 82V83H191ZM251 82V81H250ZM263 82H264V80H263ZM247 83V82H246ZM31 84H32V82H31ZM34 84V83H33ZM262 84H264V83H262ZM36 85V84H35ZM185 86V85H184ZM190 86V87H191ZM182 87H183V85H182ZM186 87H183V88H186ZM20 88V89H19ZM34 89H35V87H33ZM183 88H181V89H183ZM229 88V87H228ZM170 90H171V88H169ZM169 89H167L168 91H170ZM188 89H186V90H188ZM229 89H231V88H229ZM31 90H33L32 89V87H31ZM184 90V89H183ZM14 91V90H13ZM16 91V90H15ZM21 91V92H20ZM233 91V90H232ZM156 91H153V93H155ZM185 92V91H184ZM45 93V94H46ZM18 94V95H19ZM30 94H32L31 92H30ZM186 94V93H185ZM233 94H235L234 92H233ZM12 95H14V94H11V96ZM17 95V96H18ZM27 95V94H26ZM28 95H29V93H28ZM47 95V94H46ZM11 96H10V98H11ZM32 96V95H31ZM233 96V95H232ZM14 97H15V95H14ZM19 97V96H18ZM17 97V98H18ZM22 97V96H21ZM21 97H20V99H21ZM27 97V96H26ZM26 97H24V98H22V99H25ZM30 97V96H29ZM29 97H27V99L29 98ZM234 97V96H233ZM232 97V98H233ZM5 98H6V100H5ZM13 98V97H12ZM31 98V97H30ZM29 98V99H30ZM8 99H9V97H8ZM26 99V100H27ZM32 99H34V97L32 96V98L30 99V100H28V101H30L31 102V100ZM48 99V100H47ZM40 100V99H39ZM10 101H11V99H10ZM22 102H20V103H22V105L20 104V112L19 111H17V113L19 112V113H22V114H24L26 111H28L29 112V110H31V107H29V103L28 104H26V105H28V108H27V106L26 107H24V103H23V100H21ZM33 102V101H32ZM31 102V103H32ZM30 103V104H31ZM34 103V102H33ZM38 103H37V105H38ZM135 103H137V102H135ZM35 104V103H34ZM33 104V105H34ZM33 105L31 104V106L33 107ZM41 105V104H40ZM181 106V107H182ZM22 107V108H21ZM37 107V106H36ZM35 107V108H36ZM41 107V106H40ZM32 109H34V108H32ZM179 109H180V106H179ZM255 109V108H254ZM258 109V108H257ZM34 110H37V108L36 109H34ZM42 110V109H41ZM247 110V109H246ZM32 111V110H31ZM38 111H40V108H39V110ZM244 111V110H243ZM248 111V110H247ZM246 111V112H247ZM245 112V111H244ZM243 112V113H244ZM41 113V112H40ZM231 114L233 113V111H231L230 112ZM249 113H251L250 112V109H249ZM248 113V114H249ZM252 113H254L253 112V109H252ZM10 114V115H9ZM247 114V113H246ZM16 115H18V114H15V116ZM231 116V115H230ZM229 116V117H230ZM237 116V115H236ZM244 116V115H243ZM243 116H241V117H243ZM253 116V115H252ZM246 117H248L247 115H246ZM254 117V116H253ZM50 118V119H49ZM243 120V119H242ZM5 121H6V119H5ZM4 121V122H5ZM108 121H110V120H108ZM228 121H230V120H228ZM232 121V120H231ZM244 122V121H243ZM251 122H254V121H251ZM3 123V122H2ZM230 123V122H229ZM228 123V124H229ZM232 123H233V121H232ZM0 125H3V124H0ZM50 125V126H51ZM232 125V124H231ZM20 126V125H19ZM105 127V129H103ZM229 127V126H228ZM3 127L1 126V129H2ZM256 128V127H255ZM89 129V130H90ZM229 128H227L226 129V131L228 130ZM10 131H12L11 129H9ZM8 130V131H9ZM86 130H88V129H86ZM257 130V129H256ZM4 131V130H3ZM13 131L15 132V134H16V137H14V136H9V137H5V138H1V140H3L4 142H3V144H6V140H18V139H14V138H17L18 137V135H20L21 134V136H20V142H28V141H30L31 142V140H35V137L37 138V137H42V135H38V136H36L37 134H35V133H33V132H29V131H25L24 129H20V127H14L13 128ZM100 132V131H99ZM258 132V131H257ZM259 132H261L260 130H259ZM76 133V134H77ZM81 133V132H80ZM225 133V131L223 132V134ZM0 134L2 135V133H1V131H0ZM13 134V133H12ZM222 134V135H223ZM256 134V136H257V134H259V133H255ZM254 134V135H255ZM5 135V134H4ZM3 135V136H4ZM264 135V134H263ZM51 136H53V134H52V132L51 131H48V132H46L44 135H43V139H42V142L44 143L45 141H47L46 143H48V142H51V141H53V140H50V139H53V138H51ZM55 136V135H54ZM53 136V137H54ZM58 136H59V134H58ZM61 136V139H62V134L60 135ZM59 136V137H60ZM255 136V137H256ZM1 137V136H0ZM31 137V139L30 140H27L28 138H30ZM259 137V136H258ZM260 137H263V136H261L260 135ZM216 138H217V140H216ZM37 140H39V138H37ZM44 140V141H43ZM50 140V141H49ZM63 140V139H62ZM65 140V139H64ZM63 140V141H64ZM255 140H256V143H257V138H255ZM261 140V139H260ZM260 140H258V141H260ZM264 140V139H263ZM262 141V140H261ZM2 142V141H1ZM40 142H41V139H40ZM40 142H37V143H40ZM41 142V144H43ZM188 142V143H189ZM219 141H217V143H218ZM16 143H17V141H16ZM31 143H34V142H31ZM54 143V142H53ZM205 143H207V144H205ZM212 143V144H211ZM220 143V142H219ZM2 144V145H3ZM50 144V143H49ZM52 144V143H51ZM57 144H59V143H57ZM186 144V143H185ZM194 144V143H193ZM196 144V143H195ZM251 144V143H250ZM255 144V143H254ZM262 144H264V143H261L260 145V147L261 148H263L264 147V145H263V147H262ZM11 145V144H10ZM37 145H39V144H37ZM53 145V144H52ZM55 145V144H54ZM61 145V144H60ZM200 145H202V144H200ZM215 145V144H214ZM257 145V144H256ZM255 145V146H256ZM0 146H1V144H0ZM23 146H27V145H25V144H23ZM32 146H34V145H32ZM181 146V147H182ZM213 146V145H212ZM251 146V145H250ZM255 146H254V148H255ZM4 147H8V145L7 146H4ZM10 147V146H9ZM8 147V148H9ZM28 148H30L29 146H27ZM37 147V146H36ZM54 147V146H53ZM60 147V146H59ZM251 147H253V146H251ZM250 147V148H251ZM258 147H259V142H258ZM2 147H0V149H1ZM8 148H6L7 150H8ZM34 149H35V147H33ZM257 148V147H256ZM255 148V149H256ZM52 149V148H51ZM254 149V150H255ZM54 150V149H53ZM56 150H60V149H56ZM184 149H182V151H183ZM253 150V151H254ZM259 150H260V148H259ZM258 150V151H259ZM262 150V149H261ZM264 150V149H263ZM51 151V150H50ZM165 151V152H166ZM1 152V151H0ZM9 152V151H8ZM7 151L5 152V153H8ZM52 152V151H51ZM53 152H55V150L53 151ZM2 153V152H1ZM0 153V154H1ZM49 154H51L50 152H48ZM186 152H184V154H185ZM255 153H256V151H255ZM53 154V153H52ZM166 154H164V155H166ZM178 154V153H177ZM181 154H183V153H181ZM8 155H11V153L9 152V154ZM167 155L164 157V158H162V159H164V160H167V161H170V162H168V163H159L158 161L157 162H151V164H150V166H148L149 167V169L148 170H146L148 173H150V174H148L147 172H146V174L148 175L147 177H149V176H151V174H152V177L153 178H151L150 177V179L152 180V179H154L155 177V175L160 171L159 170V167L161 168H163L164 167V165H166L165 166V168L167 167V166H169V167H171V165H172V167L175 165V167L177 166V162H181V163H189L185 158H184V156H183V158H181V159H179L181 156H179V154H178V156L179 157H177V158H172V157H174V156H171V158H169V157H167ZM188 155V154H187ZM186 155V156H187ZM193 155V154H192ZM204 155V154H203ZM257 155V154H256ZM264 155V154H263ZM4 156V155H3ZM169 156V155H168ZM1 157V156H0ZM5 157H7L8 158V156H5ZM20 157V156H19ZM18 157V158H19ZM142 157H144L143 155H142ZM196 157V156H195ZM204 157V156H203ZM203 157H202V159H203ZM256 158H260V156H255ZM254 157V159H256ZM263 157V156H262ZM11 159L13 158V156L12 157H10ZM144 158H148L147 156H145ZM188 158V157H187ZM207 157H205V159H206ZM22 159L23 158H21V160H20V162H19V165H20V169H18V170H20V179L19 180H21L22 179V171H24V170H22V169H24L25 167H24V164H26L25 163V161H24V163H23V161H22ZM155 159H157V158H155ZM183 159H185V160H183ZM202 159H200L201 160V162H202ZM261 159V158H260ZM5 159L3 158V161H4ZM10 160V159H9ZM18 160V159H17ZM16 160V161H17ZM24 160V159H23ZM189 160V159H188ZM190 160H192V158L190 159ZM189 160V161H190ZM195 159H193V161H194ZM243 160L244 159H242V162H239V161H236V162H234V161H230V162H226V163H221L220 165H217V161H216V169L214 170V171H211V169L213 168H211V169H209L208 167V169L211 171H209V172H204V170H203V172H201V173H203V174H199L200 172H196L195 170L197 169V168H199V167H197V168H195V170L193 169V165H190V166H193L192 167V170H194L193 172H192V170H191V172L190 173H197V174H199V176L198 175H196L195 173L193 174V175H196V177L198 176V178H197V180H196V182L197 181H199V185H201L202 183H200V182H203V187H197V186H194L195 185V183H194V185H192V186H194V187H196V188H190V190H191V192L188 194V192L187 191H185L186 192V194H188V195H190V196H187V195H185L182 191H180V192H182L183 194H184V196L185 197H191L192 196V198H193V196H197V198L199 197V199L198 200H200L201 199V201H202V209L204 210L205 208L206 209H208V207H210V211L211 212H213L217 217H219V218H221V220H222V224L219 222V224H221V227H223L226 231H222V230H220V231H222V232H224L223 234H219V235H216V234H214V233H210L209 232V234L211 235H209V236H207V235H205L206 237L204 238V237H202V238H204L203 239V244H205V243H212V245L211 246H213L212 248H214V247H216V245H220L222 242H226V246H227V250L231 253V254H237V256L239 257L238 259H239V261L236 259V256L234 257L239 263H237V264H264V248L263 247H261L260 249V251H261V255L260 256H257L256 255V253L254 254V252H253V250H252V248H251V246H252V243H253V246L254 245H256V244H254V241L253 240H255V239H251L250 240V242H249V237L247 238V234L246 233H241L240 231H239V233H238V231L237 230H239L238 228L240 227V226H242V223L240 224V222L242 221V220H240L239 218H240V214H239V210L237 209H233L234 208V206H233V208L231 207V205H229V202H228V200H230L229 198H230V192L229 193H227V194H225L224 195V197H222V196H219V195H217V194H215V191L213 192V191H210L209 189H211V188H214V186H212V185H214L215 184V186L216 185H219V186H222V185H220V184H222V183H224V184H226L227 185V187H228V189H229V186L228 185H230L231 183L232 184H235V185H237V182L238 181H240V179L238 180V178L236 179V177L234 176V174H236V173H234L233 171H229V172H227L226 170L224 171L222 168L224 167H227V168H232V169H235V170H239V171H241V177H239V178H242L241 180V182H243L244 184L246 183V182H248V180H249V178L251 177L250 176V174H249V172L248 171H251L252 169H254L255 167H258V166H252L251 164H244L243 163ZM8 161V160H7ZM155 161V160H154ZM206 161V160H205ZM214 162L215 163V161L214 160H211V162ZM252 161H254V162H256V161H259V160H257L256 159V161L255 160H252ZM263 161H264V159H263ZM9 162H12L11 160L9 161ZM15 162V161H14ZM192 162V161H191ZM197 162H198V158H197ZM196 162V163H197ZM200 162V161H199ZM209 162V161H208ZM210 162V163H211ZM220 162H222V160L220 161L219 160V163ZM223 162H224V160H223ZM260 162V161H259ZM195 163V162H194ZM202 163H204V162H202ZM213 163V164H214ZM218 163V164H219ZM248 163V162H247ZM257 163V162H256ZM261 163L262 162H260V170H258L259 169V167H258V171L259 172H262V173H264V166L263 165H261ZM9 164V163H8ZM8 164H6V163H3L2 162V157L0 158V176L1 175H3V179H4V175L6 174V175H8V173L11 175L12 174V176H13V172L14 173H17L16 171H13V169H12V165L14 164V163H11L10 165L11 166H9ZM180 164V163H179ZM200 164V163H199ZM206 164H207V162H206ZM253 164V163H252ZM255 164V163H254ZM253 164V165H254ZM19 165H17V167L19 166ZM183 166V164H180V166L178 165V168H181L182 166ZM187 165H189V164H187ZM14 166V165H13ZM185 166V165H184ZM183 166V167H184ZM207 166V165H206ZM213 166V165H212ZM15 167V166H14ZM13 167V168H14ZM24 167V168H23ZM169 167H167L166 169H168ZM174 167V168H175ZM186 168H188L187 166H185ZM215 167V166H214ZM252 167V168H251ZM16 168V167H15ZM164 168V169H165ZM173 168V169H174ZM204 167H202V169H203ZM170 169V168H169ZM189 169H191V168H188V170L187 171H189ZM201 169V168H200ZM200 169H197V170H199L200 171ZM202 169H201V171H202ZM205 169V168H204ZM214 169V168H213ZM14 170H16V169H14ZM51 170H53V169H51ZM172 170V169H171ZM171 170H167L168 171V173H167V171H166V173L167 174H169V172L171 171ZM180 170V169H179ZM178 170V171H179ZM184 169H182L181 171H183ZM186 170V169H185ZM207 170V169H206ZM205 170V171H206ZM257 170H256V172H257ZM54 171V170H53ZM181 171H179L180 173H182V175L184 176V174H183V172H181ZM243 171V172H242ZM255 171V170H254ZM165 172V171H164ZM175 172V174H176V172H177V169L174 171ZM24 173V172H23ZM25 173H27V171H26V169H25ZM24 173V174H25ZM51 173V172H50ZM172 173V172H171ZM170 173V174H171ZM185 173V172H184ZM190 173H188V174H190ZM240 173V172H239ZM239 173H237V174H239ZM160 174V173H159ZM174 174V173H173ZM173 174H172V176H173ZM14 175H16V174H14ZM25 175H27V174H25ZM154 175V176H153ZM161 175V174H160ZM177 175H178V173L176 174V177H177ZM179 175H181V174H179ZM185 175H187V173H185ZM192 175V176H193ZM182 176V177H183ZM189 176V175H188ZM191 176V177H192ZM239 176V175H238ZM7 177H9V176H7ZM156 177H159V175L158 176H156ZM174 177V176H173ZM235 177V178H234ZM257 177H259V176H257ZM0 178H2V176L0 177ZM13 178H14V176H13ZM16 179L18 178V177H15ZM25 178H27V176L25 177ZM175 178V177H174ZM179 179H181L180 178V176L178 177ZM183 178H185V177H183ZM186 178H188V177H186ZM185 178V179H186ZM252 178V177H251ZM260 178H262V176L260 177ZM260 178H258V180L259 181H261L262 179H260ZM12 179V178H11ZM24 179V178H23ZM66 179H68V178H66ZM66 179H62V180H65L66 181ZM70 179V178H69ZM177 179V178H176ZM192 179V178H191ZM193 179H195V178H193ZM8 180V179H7ZM10 180V179H9ZM236 180H238L236 183H235V181ZM253 180H254V178H253ZM26 181H28V179L26 180ZM185 181V180H184ZM184 181H182V182H184ZM191 181V180H190ZM255 181V180H254ZM259 181L257 182V183H259ZM18 182H20V181H18ZM17 182V183H18ZM21 182H22V180H21ZM55 182V181H54ZM57 182V181H56ZM58 182H61V181H58ZM64 182V181H63ZM176 182H178V181H176ZM186 182H189V181H186ZM185 182V184H187ZM191 182H193V181H191ZM234 182V183H233ZM241 182H239L240 184H241ZM249 182H250V180H249ZM251 182H252V180H251ZM256 182V181H255ZM255 182H253L254 183V185H255ZM1 183V182H0ZM16 183V182H15ZM26 183V182H25ZM198 183V182H197ZM242 183V184H243ZM252 183V184H253ZM263 183H264V181H263ZM37 184V183H36ZM178 184H179V182H178ZM177 184V185H178ZM184 184V183H183ZM208 184H211V187L208 189ZM231 184V185H232ZM242 184H241V186H242ZM247 184V183H246ZM260 184H262V183H260ZM13 185H16V184H12V186ZM26 185H27V183H26ZM53 185H55V184H53ZM97 185V184H96ZM176 185V184H175ZM187 185H189V184H187ZM191 185V184H190ZM189 185V186H190ZM198 185V184H197ZM230 185V186H231ZM249 184H247L245 187H247ZM254 185H252V186H254ZM257 185V184H256ZM259 185V184H258ZM257 185V186H258ZM264 185V184H263ZM10 186V185H9ZM17 186V185H16ZM29 186V185H28ZM31 186V185H30ZM32 186H34V184H32ZM31 186V187H32ZM40 185H38L37 187H39ZM50 187H51V185H49ZM48 186V187H49ZM56 186V185H55ZM55 186H52V188H54ZM191 186V187H192ZM207 186V187H206ZM257 186H256V188H257ZM261 186V185H260ZM26 187V186H25ZM34 187H36V185L34 186ZM43 187V186H42ZM42 187H39V188H42ZM45 187V186H44ZM43 187V188H44ZM98 187V186H97ZM96 186H91V184H90V186H88L87 185V187H83V186H80L79 184H77V183H74V182H72V180L71 181H67V182H64V183H61L60 185H59V183H58V188L60 189V196H59V198H58V203H59V205L61 206V207H63V209L64 208H66V207H68L69 205H70V203L71 202H76V203H78V205L80 206L81 205V207L83 208V209H92L93 210V208H96V206L97 205H100L99 203H101L102 201H103V199H104V193H103V189H100L99 190V188H97ZM102 187V186H101ZM177 187V186H176ZM231 187H233V185L231 186ZM243 187V186H242ZM241 187V188H242ZM8 188L9 187H7V191H8ZM18 188V187H17ZM39 188H37V189H39ZM57 188V187H56ZM58 188H57V191H58ZM103 188H104V186H103ZM106 188V187H105ZM105 188H104V190H105ZM186 188H187V186H186ZM216 188V187H215ZM222 188H224V187H222ZM233 188H235V187H233ZM232 188V189H233ZM237 188H238V185H237ZM240 188V187H239ZM240 188V189H241ZM252 189L253 187H251V186H249V189ZM254 188H255V186H254ZM10 189H12L11 188V186H10ZM27 189V188H26ZM25 189V190H26ZM30 190L32 189V188H29ZM29 189H27V190H29ZM36 189V188H35ZM50 189V188H49ZM217 189H218V187H217ZM220 189V188H219ZM226 189V188H225ZM224 189V190H225ZM232 189H229V190H227V191H231V193H233V190ZM263 189H264V187H263ZM15 190H16V188H15ZM14 190V191H15ZM33 190H34V188H33ZM44 190H46V188H44ZM108 190V189H107ZM187 190V189H186ZM222 190V189H221ZM247 190H248V188H247ZM254 190V189H253ZM12 191V190H11ZM13 191V192H14ZM17 191V190H16ZM19 191V190H18ZM38 190H36V192H37ZM42 191V190H41ZM55 191V190H54ZM109 191V190H108ZM220 191V190H219ZM218 191V192H219ZM226 191V190H225ZM238 191V190H237ZM241 191H242V189H241ZM257 191V190H256ZM9 192H10V190H9ZM12 192V193H13ZM29 192V191H28ZM48 192V191H47ZM52 192H53V190H52ZM105 192H106V190H105ZM223 191H221L220 192V195H221V193H222ZM11 193V192H10ZM16 194H17V192H15ZM14 193V195L15 196H17L16 194ZM27 193V192H26ZM30 193V192H29ZM38 193H40V189H39V192ZM45 193V192H44ZM109 192H106V194H108ZM217 193V192H216ZM224 193V192H223ZM236 193H238V192H236ZM246 193V192H245ZM18 194H19V192H18ZM41 194V193H40ZM48 194H50V192L48 193ZM183 194H182V197H183ZM235 194V193H234ZM254 194H258V193H254ZM24 195H25V193L23 192V190H22V187H21V185H20V207L18 208V211L17 210H15V209H17V208H15L14 210L15 211H13V209H11L12 211H13V213L14 212H18L17 214V218L20 220V224L19 225H21V223L23 222H21V220H24V218L26 219V216H27V214H28V211L31 209V207L33 206L32 204L30 205V206H28L27 204V202L29 201V198L27 199L28 201L26 202V204H25V198H24ZM42 195V196H41ZM39 197L40 198H42L43 196H47V194L45 193V195H43V193L41 194ZM223 195V194H222ZM235 195H237V194H235ZM235 195H233L232 194V196L234 197V199H233V202H238L239 201V199H240V197H239V199L237 200V198H235L236 196ZM243 196H244V194H242ZM246 195L248 196V194L246 193ZM245 195V196H246ZM12 196V195H11ZM14 196V197H15ZM19 196V195H18ZM26 196V195H25ZM27 196H28V193H27ZM45 196V197H46ZM107 196V195H106ZM181 196V195H180ZM232 196H231V198H232ZM237 196H239V195H237ZM241 196V195H240ZM243 196H241V198L243 197ZM260 196H261V194H260ZM259 196V197H260ZM263 196H264V194H263ZM35 196H33V198H34ZM57 197V196H56ZM56 197H54V198H52V199H54V200H56L55 198ZM171 197V196H170ZM251 197H252V195H251ZM262 197V196H261ZM15 198H17V197H15ZM31 198V197H30ZM36 198H38V197H36ZM40 198H38V199H40ZM44 198V197H43ZM46 198H51V197H46ZM45 198V199H46ZM188 198H186V199H188ZM244 198V197H243ZM264 198V197H263ZM18 199V198H17ZM51 199V200H52ZM107 199V198H106ZM105 199V201H107ZM172 199V198H171ZM236 199V201H234ZM251 200H252V198H250ZM131 200H132V198H131ZM170 200V198L168 199V201ZM241 200V199H240ZM246 200V199H245ZM249 200V199H248ZM253 200H254V197H253ZM12 202H10V205L13 203V201L14 200H11ZM19 201V200H18ZM38 201V205H35L36 207H39L38 209H37V211L36 212H38V210L40 209H43V208H40L41 207V203L39 204V200H37ZM42 201V200H41ZM43 201L44 202H46L47 201V199H46V201L43 199ZM173 201V200H172ZM185 202V205L184 206H186V205H188V204H186V203H188L189 202V200H187V202H186V200H184ZM256 201V200H255ZM259 201V200H258ZM32 202V201H31ZM30 202V203H31ZM35 202V201H34ZM34 202H32V203H34ZM49 202V201H48ZM47 202V203H48ZM51 202V201H50ZM183 202V201H182ZM190 202H191V200H190ZM231 202H232V199H231ZM249 202L251 203V201L249 200ZM262 202V201H261ZM261 202H259L260 204H262L263 205V203H261ZM15 203L16 202H14L13 203V206L12 207H14V205H15ZM36 203V202H35ZM52 203V202H51ZM58 203L57 204H55V206H57L58 205ZM130 203V202H129ZM168 203H172V202H168ZM173 203H175V198H174V201H173ZM172 203V204H173ZM239 203H240V201H239ZM248 203V202H247ZM252 203H257V202H252ZM259 203H257V205L259 204ZM42 204H44L45 205V203H42ZM170 204H169V206H170ZM178 204H180V203H178ZM199 204V203H198ZM201 204V203H200ZM199 204V205H200ZM234 204H238V203H234ZM233 204V205H234ZM244 204H246V203H244ZM255 204H253V207H254V205ZM259 204V205H260ZM8 205H9V203H8ZM9 205V206H10ZM18 205V204H17ZM16 205V206H17ZM46 205H49L50 206V203L49 204H46ZM74 206H75V204H73ZM78 205H76V206H78ZM195 205V204H194ZM199 205H197V206H199ZM239 205V204H238ZM247 205V204H246ZM246 205H245V208L243 207V206H241V207H243V211H244V209L246 210V208H248V207H251L249 204V206H247L246 207ZM258 205V206H259ZM48 206V207H49ZM60 206H58V208L60 207ZM71 206V205H70ZM70 206H69V208H70ZM75 206V208L77 209L78 207H76ZM168 206V207H169ZM175 206V205H174ZM183 206V205H182ZM184 206H183V208H184ZM188 206H190V203H189V205ZM196 206V205H195ZM197 206H196V209H197ZM256 206V205H255ZM47 207V208H48ZM52 207V206H51ZM179 207V206H178ZM200 207V206H199ZM257 207V206H256ZM10 208V207H9ZM30 208V209H29ZM46 207H45V210L47 209ZM170 208V207H169ZM172 208V207H171ZM176 208V207H175ZM185 208H188V207H185ZM189 208H191V209H189V210H194L195 209V207H193V209H192V205H191V207H189ZM240 208V207H239ZM33 210H34V207L32 208ZM51 209V208H50ZM49 209V210H50ZM79 209H80V207H79ZM174 209V208H173ZM172 209V210H173ZM177 209V208H176ZM175 209V210H176ZM180 209H181V207H180ZM179 209V210H180ZM195 209V210H196ZM200 210H197V212L198 211H202V213H203V210H201V208H199ZM242 209V208H241ZM251 208H248V210H250ZM32 210V211H33ZM35 210H36V208H35ZM35 210L32 212V214H36V213H34L35 212ZM78 210V209H77ZM171 210V211H172ZM174 210V211H175ZM178 210V209H177ZM176 210V211H177ZM188 210V211H189ZM194 210V211H195ZM209 210V209H208ZM254 210V209H253ZM257 210V209H256ZM259 210H261V208L259 209ZM54 211V210H53ZM53 211H46V212H48L49 213V216H52V215H50V213L52 212L53 213ZM66 211H67V214L69 213V211H70V209L69 210H67L66 209ZM96 211H98V210H96ZM176 211L174 212V214L176 213ZM188 211H186V212H188ZM205 211V214H207V218H204V219H208L209 217H210V215H209V217H208V214H210V213H206L207 211L206 210H204ZM262 211H264L263 210V208H262V210H261V212ZM30 212V213H31ZM56 212H58V211H55V213ZM74 212H76V211H74ZM74 212H72V213H74ZM78 212H80V210L78 211ZM78 212H76L77 214H79ZM88 212H90V211H88ZM88 212L86 211V213L88 214ZM191 212V211H190ZM189 212V213H190ZM248 212V211H247ZM250 212H251V210H250ZM260 211H259V214H261V215H259L260 216V219H262L261 218V216H262V213H261ZM41 213V212H40ZM51 213V214H52ZM91 213V212H90ZM92 213H94V212H92ZM177 213H178V211H177ZM176 213V214H177ZM188 213V214H189ZM193 214L195 213V212H192ZM249 213V212H248ZM253 213H255L254 211H253ZM38 214H39V212H38ZM57 214V213H56ZM66 214V215H67ZM76 214V215H77ZM86 214V215H87ZM201 214V212H199V214L197 213H195L194 214V216H199ZM205 214H202L203 215V217H204V215ZM212 214V213H211ZM214 214H213V216H214ZM244 214H246V213H244ZM250 214V213H249ZM14 215H16V213L14 214ZM31 215V214H30ZM42 215H44V214H42ZM53 215H55V214H53ZM58 216H59V214H57ZM64 214H62V216H63ZM65 215V216H66ZM190 215H191V213H190ZM255 215V214H254ZM13 216V215H12ZM35 216V215H34ZM37 216V215H36ZM35 216V217H36ZM39 216V215H38ZM37 216V217H38ZM49 216H46V214H45V218L46 217H48L49 218ZM62 216H60V218L62 217ZM68 216H69V214H68ZM71 216V215H70ZM69 216V217H70ZM194 216H192L191 218H190V220H192L193 219V217ZM216 216H214V217H216ZM246 216V215H245ZM255 216H258V214L257 215H255ZM40 217V216H39ZM38 217V218H39ZM44 217V216H43ZM53 217V216H52ZM52 217H51V219H52ZM69 217H68V219H69ZM73 218L75 217V214H74V216H72ZM72 217H70V218H72ZM77 217H79V216H77ZM76 217V219H74V220H79L78 218ZM252 216H250V219L249 220H251L252 218H251ZM11 218V217H10ZM28 218V217H27ZM32 219L34 218L33 217V215H32V217H31ZM42 218V217H41ZM53 218H56L55 216L53 217ZM64 219H65V217H63ZM201 218V217H200ZM210 218H212V217H210ZM255 218H258V217H255ZM264 218V217H263ZM12 219V221H13V219H15V217L13 218H11ZM10 219V220H11ZM56 219H59V218H56ZM67 219V220H68ZM195 219V221H196V217L194 218ZM215 219V218H214ZM213 219V222L212 223H214L216 220H214ZM244 219V218H243ZM247 218L245 217V220H246ZM259 219V218H258ZM41 220V219H40ZM39 220V223L41 222H43L44 220H41L40 221ZM48 220V219H47ZM62 220V219H61ZM73 219L71 220L72 221V224H73V221H74ZM239 220H240V222H239ZM18 220H16V222H17ZM26 221L28 222V220L26 219ZM26 221L24 220V222L26 223ZM36 220H32V222H35ZM49 221V220H48ZM51 221V220H50ZM49 221V224H48V226L50 227V224H56V222H53V221H51L50 222ZM54 221H56L55 219H54ZM70 221V222H71ZM201 221V220H200ZM210 221H212L211 219H210ZM3 222V221H2ZM8 222H9V220H8ZM16 222H15V227H16ZM32 222H28L29 224H27L26 226H25V228H23L22 226V229H21V231L20 232H23V233H25V232H29V231H31V232H33V233H31V232H29L28 234L30 235V233L31 234H36V236L34 237V240H40L41 241V243L43 242V243H46L47 245L48 244H53V245H50V246H53V247H55L56 246V244H58V243H64L63 244V246L65 245V242L67 243V242H69V241H66V239H69L70 240V238H68L69 236H70V232L67 234H64L65 233V231L63 230L64 228H63V226H61L63 229H57V227H56V229L59 231V233L60 232H63L64 231V233L62 234V233H60V235L62 236V239H65L64 241L65 242H62V239L60 238L61 236H58L59 238H60V240L58 239V240H56V238H54L55 236L57 237V233H58V231L56 232V234H52V238H51V236H48V232L46 233V230H45V233H44V231H43V228H42V225L41 226H38V228H37V226L36 227H34L33 229H32V226H31V223ZM70 222H69V224H70ZM75 222V221H74ZM78 222H80V221H77V222H75V223H77V225L79 224ZM95 222V221H94ZM242 222H244V224H245V221L243 220ZM249 222V221H248ZM251 222H252V220H251ZM254 222V221H253ZM253 222H252V224H253ZM257 222V221H256ZM40 223V224H41ZM45 222H43V224H44ZM46 223H48L47 221H46ZM65 223V222H64ZM68 223V222H67ZM92 223V222H91ZM90 223V224H91ZM98 223H100V222H98ZM97 223V224H98ZM192 223L194 224V222L192 221ZM199 223V222H198ZM204 223H205V221H204ZM204 223H203V228L204 227H206L207 228V225H208V222H207V225L205 226L204 225ZM211 223V222H210ZM216 223V222H215ZM263 223V222H262ZM261 223V224H262ZM3 224H5L4 222H3ZM11 224V223H10ZM9 224V226H11ZM94 224H96V223H93V225L92 226H94ZM97 224H96V228H97ZM101 224H103L104 225V223H101ZM101 224H100V228H101ZM107 224V223H106ZM105 224V225H106ZM111 224V223H110ZM114 224V223H113ZM206 224V223H205ZM224 224V225H223ZM261 224L259 225V228H260V226H261ZM6 226H8V224H5ZM5 225H4V230L6 229L5 228ZM23 225V224H22ZM32 225H36L35 223L34 224H32ZM45 225V224H44ZM43 225V226H44ZM57 225H59V228H61L60 227V222H59V224L57 223ZM61 225H62V222H61ZM66 225V224H65ZM77 225L75 226H73L74 228L76 227L77 228ZM90 225V226H91ZM102 225V226H103ZM109 225V224H108ZM115 225H117V224H115ZM195 225H200L201 226V224H197V222H196V224ZM230 225V227L232 226V230H230L231 228L229 227L228 228V226ZM245 225H247V223L245 224ZM251 225V224H250ZM250 225H248V227L250 226ZM262 225H264V223L262 224ZM1 226V225H0ZM8 226V227H9ZM24 226V225H23ZM78 226H80L79 228H81V225H78ZM83 226V225H82ZM85 226H87V224L85 225ZM89 226V224H88V227H90ZM98 226H99V224H98ZM118 226V225H117ZM116 226V227H117ZM209 226V225H208ZM212 226V225H211ZM218 226V225H217ZM255 226V225H254ZM254 226L252 227V228H254ZM12 227H14V225L12 226ZM12 227H9L8 229H10V228H12ZM20 227V228H21ZM41 227V228H40ZM53 227H55V226H53ZM53 227L51 226V228L53 229ZM65 227V226H64ZM69 227V226H68ZM87 227V228H88ZM106 227V226H105ZM111 226H109V228H110ZM112 227H115L114 225H112ZM115 227V228H116ZM243 227L245 228L246 226H244L243 225ZM243 227H241V228H243ZM248 227H246L247 229H248ZM264 227V226H263ZM45 228V227H44ZM76 228L74 229V230H72V232L73 231H75L76 230ZM92 228H94V227H92ZM108 228V227H107ZM118 228V227H117ZM212 228V227H211ZM216 228V227H215ZM219 228V227H218ZM251 228V229H252ZM259 228H257L256 230H258ZM261 228H262V226H261ZM260 228V229H261ZM47 229V228H46ZM50 229V228H49ZM55 229V230H56ZM70 229H72V227H70ZM82 230H85L86 228L84 227H82L81 228ZM90 229V228H89ZM101 229H103V227L101 228ZM119 229H121L120 227H119ZM205 229V228H204ZM204 229H202V230H204ZM209 229H210V227H209ZM222 229V228H221ZM251 229H249V230H251ZM3 230V229H2ZM7 230V229H6ZM16 230H17V227H16ZM19 230V229H18ZM40 230H42V231H40ZM55 230H53V233H55L54 231ZM65 230H66V232H67V230H68V228L66 229V227H65ZM78 230H80V229H78ZM87 231H88V229H86ZM96 230V229H95ZM95 230L93 231V229H90V231H91V233H92V231L93 232H95ZM109 230V229H108ZM112 230H114L115 231V229L113 228ZM117 230V229H116ZM207 230V229H206ZM216 229H214V231H215ZM242 230V229H241ZM249 230H247V231H249ZM253 230V229H252ZM251 230V231H252ZM253 231L252 232V234L253 235H255V232H257V231ZM49 231V230H48ZM52 231V230H51ZM89 231V232H90ZM98 231H99V228H98ZM100 231H102V230H100ZM105 231V230H104ZM103 231V232H104ZM109 231H111V229L109 230ZM109 231H107V232H109ZM113 231V232H114ZM205 231V230H204ZM209 231V230H208ZM213 231V230H212ZM211 231V232H212ZM218 231H219V229H218ZM229 231H231V232H229ZM259 231V230H258ZM50 232V231H49ZM76 233L78 232L77 230L75 231ZM88 232V233H89ZM102 232V233H103ZM107 232H106V234H107ZM202 232V231H201ZM200 232V233H201ZM207 232V231H206ZM217 232V231H216ZM222 232H219V233H222ZM246 232V231H245ZM2 233V231H0V234ZM87 232H85V234H88ZM96 233H97V231H96ZM99 233V232H98ZM114 233H116V232H114ZM113 233V235H115ZM118 233H119V230H118ZM118 233H116V236L118 235ZM205 233V232H204ZM203 232H202V234H204ZM263 233V232H262ZM22 234V233H21ZM27 234V235H28ZM74 234V233H73ZM104 234L105 233H103V234H101V235H103V239H105V236H107V235H105L104 236ZM111 234H112V232H111ZM202 234H201V236H202ZM207 234V233H206ZM214 234V235H213ZM217 234H218V232H217ZM258 234H261V233H258ZM92 234H90L89 236H91ZM94 235H97V234H95L94 233ZM98 235H100V233L98 234ZM113 235L111 236L110 235V232H109V234H108V237L110 236V238L111 237H113ZM213 235V236H212ZM249 236L251 235V234H248ZM262 235V234H261ZM260 235V236H261ZM24 236H25V234H24ZM31 236V235H30ZM73 236V235H72ZM204 236V235H203ZM252 236V235H251ZM250 236V237H251ZM259 236V235H258ZM260 236L258 237V238H260ZM28 237V236H27ZM32 237V236H31ZM98 237V236H97ZM108 237H106L107 238V240H108ZM197 237V236H196ZM253 237V236H252ZM255 237V236H254ZM253 237V238H254ZM256 237H257V234H256ZM263 237V236H262ZM36 238V239H35ZM54 238V239H53ZM74 237H71V239H73ZM98 238H100V236L98 237ZM102 238V237H101ZM195 238V237H194ZM199 238V237H198ZM102 240V239H101ZM192 240H194V239H192ZM196 240V239H195ZM200 240V239H199ZM258 240V239H257ZM256 240V241H257ZM39 241V242H40ZM61 241V242H60ZM71 241V240H70ZM89 241V240H88ZM100 241V240H99ZM252 241V242H251ZM260 241V240H259ZM11 242V241H10ZM38 242V241H37ZM38 242V243H39ZM103 242H105V241H103ZM197 242H198V240H197ZM196 242V243H197ZM42 243V244H43ZM201 243H202V239H201ZM256 243H258V244H260V243H262V242H256ZM12 245H8V243H7V245L9 246L8 247V249L5 247V248H3V249H7L5 252H4V250L3 251H0V253L2 254V257H4V258H11V259H14L15 261L14 262H16V260H21L20 259V257L22 258V264H24L23 262H25L26 264H36V257H39L38 256V253L37 254H35V255H37L36 257H34V256H31V255H27V253L26 254H20V253H22L21 251L19 252L18 250H19V248L18 249H16V248H14V244L13 243H11ZM55 244V245H54ZM70 244H72V242L71 243H69V246H70ZM74 244V243H73ZM87 244H89V242L87 243ZM121 244H123V243H121ZM202 244V245H203ZM257 244V245H258ZM14 245V246H13ZM45 245V244H44ZM62 245V244H61ZM126 245V244H125ZM193 245V244H192ZM195 245V244H194ZM197 245V244H196ZM195 245V246H196ZM198 245H201V244H198ZM208 245V244H207ZM207 245H205V247L207 246ZM222 245V244H221ZM223 245L225 246V243H223ZM256 245V246H257ZM262 245H264V242L262 243ZM11 246V247H10ZM88 246V245H87ZM119 247H121L120 246V244L118 245ZM190 246V245H189ZM210 246V244L208 245V247ZM210 246V247H211ZM255 246V248H257ZM61 247V246H60ZM73 246H71V248H72ZM124 247V246H123ZM192 247V246H191ZM194 247V246H193ZM204 247V246H203ZM260 247V246H259ZM57 248H59L58 246L56 247V249ZM63 249H64V247H62ZM62 248H61V250H60V252L61 251H64V250H62ZM66 248H68V247H66ZM71 248L68 250V252H72L73 250H71ZM195 248V247H194ZM194 248L192 249L191 248V250H193L194 251ZM202 248V247H201ZM114 249V250H113ZM112 250V252L109 254V255H105V257H102V258H96L97 260H92V262H90V260L89 261H87V262H90V263H87V264H124V253H123V250H121V249H116L115 247L113 248ZM126 249V248H125ZM203 251H205V249H202ZM252 250V251H251ZM256 250H259L258 248L256 249ZM199 251V250H198ZM208 251H209V253H211L210 252V249H207V253H208ZM215 251H216V249H215ZM219 250H217L216 251V253L218 252ZM260 251L258 252V253H260ZM67 252V253H68ZM73 252H75V251H73ZM72 252V253H73ZM126 252V251H125ZM201 252V251H200ZM200 252H196V253H199L200 254ZM225 252H226V250H225ZM71 253V254H72ZM204 253V254H203ZM213 253V252H212ZM216 253H215V256H213V258L215 257L216 258ZM220 252H218V254H219ZM29 254H31V253H29ZM63 254V253H62ZM107 254H108V252H107ZM126 254H127V252H126ZM205 255L206 253L205 252H201V255ZM222 254H223V252H222ZM222 254L220 255V256H222ZM231 254L228 256L227 255V258H229V259H233L232 257L230 258V256H231ZM33 255V254H32ZM64 255H66V254H64ZM202 255V256H203ZM213 255V254H212ZM1 256V255H0ZM67 256V255H66ZM102 256H104L103 254H102ZM200 256V255H199ZM224 256V258H225V256H226V253L223 255ZM222 256V257H223ZM233 256V255H232ZM59 257H61V256H59ZM62 257H63V255H62ZM141 256H138V258L139 259H141V260H139L138 258V260L139 261H141V262H138L139 264L140 263H142L143 262V259L142 258H140ZM201 257V256H200ZM205 258H206V255L204 256ZM204 257H201V259H204ZM1 258V257H0ZM4 258L2 259L1 258V260H4ZM57 258H58V256H57ZM56 258V259H57ZM226 258V259H227ZM39 260H40V257L38 258ZM37 259V260H38ZM136 259V260H137ZM217 259V258H216ZM74 260V259H73ZM73 260H71V262L73 261ZM126 260V259H125ZM172 260V259H171ZM205 260V259H204ZM56 261V260H55ZM58 261V260H57ZM145 261V260H144ZM208 261V259L207 260H205V261H203V264L204 263H206ZM216 261V260H215ZM232 262H233V260H231ZM13 262V261H12ZM13 262V263H14ZM19 262V261H18ZM29 262V263H28ZM71 262H70V260H64V262H61V259L58 261V263L57 264H71ZM127 262H129V261H126L125 263H127ZM136 261H134V262H132V263H135ZM136 262V263H137ZM218 262V261H217ZM235 262V261H234ZM3 262L1 261V264H2ZM135 263V264H136ZM144 263V262H143ZM146 263H147V261H146ZM145 263V264H146ZM148 263H150V262H148ZM170 263V262H169ZM201 263H202V261H201ZM210 263V262H209ZM215 263V262H214ZM15 264H18V263H15ZM20 264V263H19ZM37 264H38V262H37ZM75 264H76V261H75ZM81 264V263H80ZM82 264H84V263H82ZM130 264V263H129ZM151 264V263H150ZM154 264V263H153ZM157 264V263H156ZM159 264V263H158ZM161 264H163V263H161ZM165 264V263H164ZM172 264H174L173 262H172ZM175 264H176V262H175ZM179 264H182V263H179ZM206 264H208V263H206ZM213 264V263H212ZM235 264V263H234Z\"/></svg>",
  "mask_w": 264,
  "mask_h": 264
},
{
  "label": "water",
  "instance_id": "water-1",
  "mask_svg": "<svg viewBox=\"0 0 264 264\" xmlns=\"http://www.w3.org/2000/svg\"><path fill=\"white\" fill-rule=\"evenodd\" d=\"M73 81L71 79L61 78L58 82L57 96L64 99L72 97Z\"/></svg>",
  "mask_w": 264,
  "mask_h": 264
},
{
  "label": "built area",
  "instance_id": "built-area-1",
  "mask_svg": "<svg viewBox=\"0 0 264 264\" xmlns=\"http://www.w3.org/2000/svg\"><path fill=\"white\" fill-rule=\"evenodd\" d=\"M46 107L47 108H53L54 107V102L53 101L48 102Z\"/></svg>",
  "mask_w": 264,
  "mask_h": 264
}]
</instances>
